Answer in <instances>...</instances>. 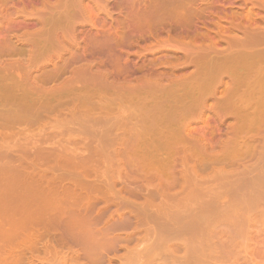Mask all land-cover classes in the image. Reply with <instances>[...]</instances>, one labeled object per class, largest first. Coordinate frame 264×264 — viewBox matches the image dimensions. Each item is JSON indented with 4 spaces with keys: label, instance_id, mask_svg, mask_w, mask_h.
Masks as SVG:
<instances>
[{
    "label": "rangeland",
    "instance_id": "1",
    "mask_svg": "<svg viewBox=\"0 0 264 264\" xmlns=\"http://www.w3.org/2000/svg\"><path fill=\"white\" fill-rule=\"evenodd\" d=\"M194 1L195 2L197 1V3H195ZM194 1L193 0H185V1L183 0V2H182V0H178V1L171 0L172 4L176 3L175 5H171L170 0H0V227L2 226V228H3V225L8 227V225L11 222L13 224H15V227H17L19 224L24 223L25 220L30 219L29 217L33 218L31 221V225L36 226L37 224H39L36 227L32 226L33 228L29 225L30 227L28 226L24 232H22L20 230L19 234H21V236H22L21 237L22 242L19 239V241H17V242L18 243L20 242V243L17 245V247H19L21 245V246H25V248H26V246H28V248H30V245H32L31 243L33 242L35 244V245L33 244L34 246H32V247H34V251H36V249L39 247L38 248L39 253L42 254V252H43L42 250H43L44 246L47 247L45 245L46 242L44 243V245L42 242L47 241V243L49 245L51 243L54 245V247L57 245V242L59 245L60 233H61V231H60L61 220L60 219L63 220V219H65V217L68 216L67 220H69L68 219L69 215L71 216V214L73 213L74 216L76 215V217L78 216V218H79V216L80 217L83 216V220L85 217L90 219V217L87 216L89 214L92 217V219L94 220L95 218L97 219V217L96 216L94 217V215H98V213H100L102 211L103 213L102 212L101 213L103 215H102V217H100V219L102 220L104 217H107V220L105 221L106 224L103 221L104 226L107 225V227H108L109 223H107V222H110V221L116 222L118 220L117 223L114 222V224H118V222H120L119 223L120 226L118 225L119 227H117L115 225L119 230L117 229L118 231H116V229H115L116 232L115 233L111 232V234L114 236L119 234L121 236V235H123V233L125 234L127 231H129V233H132L135 236V237H133L134 240L131 239L132 244H131V241H129L130 239H127L128 241L126 240L127 242H125L126 244L128 243V245H131L130 246L131 249H129L128 253L135 251V250L132 251L133 246H134L133 249L137 248L136 250H138L135 252L139 253L140 251L144 250L145 246L147 247L148 245H150L151 241L155 240V238L157 239V237L159 235L158 234L159 228L156 225L160 226L159 221H160L161 217H164L163 220H166L165 219L166 216H164L163 214H165V213L168 214V212H167L168 208L166 206V208H167V210H166L164 204H166L168 206H170V204L174 205L175 203L181 201V200H179V196H181L180 198L183 200L184 199V197L182 198L183 194L186 197L188 195V193L186 194V192H188V191H189V193L190 192L193 193V192H196L197 190L199 191V189L201 190V188H203L205 186L204 187L205 189L204 188L202 189V191L204 192V190L205 191L207 190L208 185H210L208 188V191H209V189L211 191L209 193L207 191L206 192V193H208L207 195H204V194H206L204 192L203 195L206 196V199L212 198L211 200L214 199V200H216V202H218L217 201L218 199H216L215 196H217L218 198H223V199H219L222 201L225 198L223 203H221L222 201L221 202L219 201L223 205H224V203L228 202L229 200L230 201L232 200L231 196L233 198V195L237 194V193H234L235 190H239L240 189L239 187H242V189H243L246 186V184L248 185V188L250 190H252V192H259V194L260 193L264 194V191L262 190V188L264 189V186H261V187L259 186V185H261V183L264 182V107L259 109V111L257 113L258 116L254 117V120H252V122H250V123L249 122L247 123L245 121L246 115L248 114L249 111H245L247 109L243 108V110L245 112L244 113L242 111V107H240V105L238 108H236L237 107L236 105H238L237 102H234L236 105L233 104V106H231L230 108H228L229 107L228 106L227 107L228 109H226L225 107L227 105H225V107H224L225 102L220 103L219 101L220 100L222 101L221 98H223V97H225V99H226L227 96L223 95V97H220V95H222V94L228 95L229 93H230V95H234V93L238 92V90L236 92H234L235 91L234 90L233 94H231L232 91L229 93L227 92L228 85L226 83L230 81V79H231L230 75L232 73H230V74L228 73V75H229V77H228L227 73L225 74L224 70L229 69L228 70V72H229V71H231L230 69L233 68L234 71L236 72V74H235L236 76L234 75V77H236V79H237L239 76L242 78L244 75V77H245V73H246L247 69L243 63L242 64L240 63L243 59L239 55H238V59H237V56H235V57L233 56L232 59H231V57L228 59L226 58L225 59L226 62L221 60L220 66L217 64L218 63L217 58H221L223 55V52H225V53H227L228 51L230 52V50L232 51V49H233L232 47L235 46L234 47V49H235L237 46H240L241 43L243 44V42H245V44L249 43L250 46L252 44L257 45L255 47L252 45V47H251L252 48L251 50L253 51L252 52L253 55H251V56L253 57L255 64L261 60H264V51H263L264 50L263 49L264 40L263 39H261L262 41L257 40V42L253 43L254 38H252V37H254V35L251 34L252 37L250 35H246L244 37V35L243 36L241 35L242 34V32H240L241 30H238V28H237V30H236V28L232 29V27H231V25L233 23H236V21L232 22V20H231L232 17L236 18L237 16H244L245 19L243 20V17H242V20H241V22L244 23V21L247 20L246 14L247 15H249L251 13L254 14V12H256V13L258 12L257 14H261L259 17L257 14H256L257 16H255L256 21L259 20V24H261L262 23L261 17L264 15V11H263L264 7L262 6L263 4H261L262 0H260L259 2H258V0L257 1L254 0L255 2L253 0H228V1L217 0L220 3H222L221 1H223V5L222 4L219 5L220 3L218 2L219 3L218 4L216 2V0H213V2L215 1L214 3L211 2L212 0H210V3H212L211 5L214 4L213 6L215 8L217 7L216 10L213 6L208 9V6L209 7L211 6L210 4L208 5V3H207V2H209V0H207V1L205 0V2H203L204 0H194ZM201 2L205 5V7H203L204 5ZM224 2H225V4H224ZM253 3H256L258 7L256 6V4H253ZM179 4L180 5L182 4V5L180 6ZM183 4H185V6ZM188 4H189V6H188ZM177 5L180 6L179 9L177 8L178 7ZM165 6H166V8H165ZM187 6H188V8H187ZM194 6L198 7L197 11H198L199 7H201V9L204 8L203 11H205L207 9L208 10L211 9L210 10L211 12L205 11L206 12L205 13V12L201 11V9H199V11H200V12L198 11L199 14L201 12H203L201 14V15H203V18H204L203 19L202 16L199 15L198 12H196V9H195L196 7H194ZM175 7L177 8V10L173 9ZM192 7H193V10H191V13L186 16L185 15V14H187L186 12L189 13L190 9ZM206 7H207V9H206ZM222 7H224V8H222ZM164 8L168 9V10H165ZM180 9H181V11H180ZM170 10L171 11L173 10L172 11L173 13ZM212 10H213L214 14H213ZM164 11L167 13L170 12V14L168 13V15H167V17H170V18H165L166 13ZM174 11L175 12L178 11L176 15H174L175 14ZM223 11L224 12L227 11L226 12L227 14H229V12L232 11L231 13L233 14V16H232V14H230L229 19H228V16L225 19L223 16H225L226 14L223 13L224 15H222ZM195 12H196V15L195 14L191 15L192 13H195ZM208 12H209V14H208ZM234 12L237 13V16H236V13H234ZM178 13L179 14L181 13L180 16L184 14L183 15L184 17L182 16L184 19L180 18ZM241 13H242V15H241ZM172 14L174 16L173 18H172ZM243 14H245V15H243ZM252 14L249 15L247 18L252 19L253 18ZM169 15H171V16H169ZM163 16H164V18H163ZM175 16L177 17V19ZM206 16H207V18H206ZM237 18H239V17H237ZM181 20H183V21H181ZM37 21H38V23H37ZM31 22H33V23H31ZM227 23H229V24H227ZM186 26L187 27L189 26L188 27L189 29L185 28ZM226 26L227 27L230 26V27L225 29ZM155 28H157V29H155ZM180 29H184V30H180ZM106 31L108 33V34H106L108 36V38L105 37L106 35L103 36L104 33H106ZM180 31H182L183 33ZM206 31H207V33H204ZM216 31L217 32L220 31L219 32L220 34L216 35V34H218V33H216ZM228 31H229V33H226ZM234 32L237 35H241L242 37L241 36H239V37L242 38V40L244 38L246 39V37L248 39H246L244 41L241 40L242 41L241 42L240 39L238 38L239 42H241V43H239L236 40L238 36L237 37L232 36L231 38L229 37V34L230 33L235 34ZM87 34H88V36H87ZM89 34L91 37L92 36L93 37L91 38L89 36ZM97 35L99 38L97 37ZM207 35L209 36V38H206ZM220 35H222V37ZM110 36H111V38H112V36H115V38L114 37L112 38L114 43H113L112 39H109ZM218 36H220L222 38V40L220 39V37L218 38ZM88 37H90V39H89L90 42L88 40ZM166 37H168V38H166ZM169 37H171V38L169 39ZM204 37H205V39H204ZM93 38H95V39H93ZM196 38H200V39H196ZM210 38H212V39H210ZM234 38H235V40H234ZM96 39H98V40H96ZM103 39H105L104 41H106V42H101V41H103ZM213 39H215V40H213ZM99 40H101L100 42L103 44H101L99 42ZM211 40H213V41H211ZM87 41H88L89 45H88ZM118 41H120V43H117ZM121 41H122L123 46L121 44ZM163 41H165V42L163 43ZM196 41H199V42L196 43ZM215 41L216 42L219 41V42L216 43ZM230 41H232V42H230ZM236 41H237V43H236ZM95 42L97 43L98 47H96ZM107 42H110V43L107 44ZM105 43H106V45H104ZM212 43H214V44H212ZM160 44H162V46ZM166 44H168V45H166ZM211 44L214 46H212ZM99 45L100 46L103 45V47L102 46L100 47ZM115 45H117V46H115ZM197 45L199 48L197 47ZM85 46H86V48H85ZM91 46H93L92 50H90L92 48ZM94 46H95V48H94ZM111 46H113V47H111ZM201 46L205 52L203 50H201ZM207 46H208V48H206ZM209 46H212V47H209ZM221 46H223V47H221ZM122 47L124 50L122 49ZM154 47L156 49H154ZM193 47H195V48H193ZM196 48H198V49H196ZM204 48H206L207 50H205ZM211 48H214V49H211ZM215 48H217V50ZM241 48L242 47H240V49ZM253 48H254V50H253ZM255 48H258V49H255ZM104 49H106V50H104ZM107 49H109V51H107ZM151 49H153V51ZM237 49H239V48H237ZM259 49H261V50H259ZM125 50H126V52H125ZM134 50H135V52H134ZM183 50H184V52H183ZM82 51H84V52H82ZM94 51H96V52H94ZM110 51H112V52H110ZM127 51H129L128 54H126ZM199 51L200 52L202 51L201 53L203 55H201V53ZM105 52H110V53L106 54ZM206 52H208V53L206 54ZM221 52H222V54H221ZM120 53H121V56L119 57ZM135 53H136V55H135ZM104 54H106V56H104ZM215 54H216V56L214 57ZM218 54L221 55V57H219ZM114 55H115V57H114ZM206 55L208 56V58ZM211 55H213V57H211ZM217 55H218V57H217ZM116 56H118V58H116ZM241 56H243V55L241 54ZM93 57H96V58H93ZM178 57H180V58H178ZM201 57H202V60L205 59V60H203L204 62L201 61ZM210 57H211V59H210L211 63L208 60ZM114 58H115V60H114ZM134 58H135V60H134ZM214 58H216L215 62L213 61L215 64L212 62V59H214ZM239 58H241L242 60H240ZM249 58H251V57H249ZM249 58L247 59L248 61H250V60L253 61V59H249ZM117 59H120V60L118 61ZM195 59H196V61H195ZM228 60H230V61H228ZM189 61H190V64H189ZM150 62H152V63H150ZM171 62L172 63L174 62V63L172 64ZM195 62H197V63H195ZM198 62H201V63H198ZM205 62L208 64L207 67H206L207 64ZM237 62L240 64V66ZM193 63L196 64L197 66L193 65ZM203 63H204V65H203ZM221 63L222 64L224 63V65H223L224 67L222 66ZM225 63H227V64H225ZM133 64H137V65L133 66ZM211 64H213L214 66L216 65L218 67L213 68V67H211ZM122 65L126 66L125 69H124V67H122ZM192 65H193V68H192ZM241 65L245 68H243ZM136 66H137V69L134 68ZM128 67H129V69L126 70V68H128ZM143 67H144V70H143ZM263 67H264V65H263ZM205 68H206V70H205ZM240 68H242L243 70ZM122 69L126 70L128 73L126 71H125L126 73H123L124 71ZM191 69H193L192 72H191ZM137 70L139 71V73ZM209 70H211V72L213 70L214 71L211 73ZM239 70H241L242 72ZM187 71L188 72L190 71V73H188ZM218 71H219V73H217ZM220 71L222 73L224 72V74H222ZM243 71H244V73H243ZM262 71H264V69H262ZM144 72H147V73H144ZM129 73H131V74H129ZM185 73H186V75H185ZM237 73H238V77H237ZM240 73H242V74H240ZM133 74H135V75H133ZM204 74H207L208 78L206 77V75L204 76ZM213 74H215L217 76L219 75L218 76L219 78L216 76V78H218V79H216V78L214 79ZM209 75H211V77H213V79L211 77L209 78ZM137 76H138V78H137ZM156 77H157V79H156ZM192 77H194L193 80H192ZM240 77L238 78V81H236V82H238V84L235 83L238 85L237 88L235 87L236 89H239L238 87H240V88L244 87L243 86V83H244L243 78L244 77L242 79H240ZM124 78H125V80H124ZM182 78H184V79H182ZM205 78L207 79L206 83L208 82L207 83L208 86L203 87L202 84L205 82V80H206ZM220 78H222V79H220ZM228 78H230V79H228ZM227 79L229 81H227ZM25 80L28 82H25ZM155 80H157V81L154 82ZM195 80H196V82H195ZM199 80H201L203 83L200 82ZM239 80L242 81V84L239 83ZM30 81H31V84L32 83L34 84V86L32 84V87H28L27 84ZM140 81H142V82L139 83ZM221 81H223V83L226 82V83H224L225 85H223V83ZM123 82H124V84H123ZM189 82H190V84H189ZM199 82L202 84H201V87L198 88L197 86L200 85ZM212 82H214V83H212ZM25 83H26V85H25ZM136 83H138V84H136ZM181 83H183V84H181ZM133 84H135V85L132 86ZM144 84H146L148 87H145L146 85H144ZM188 84L191 86H189ZM194 84H196V85H194ZM158 85H159V87H158ZM184 85H186L188 87H186V86L184 87ZM203 85H206V84H203ZM221 85L224 88V90L222 89V94L220 93L221 92L220 90L222 87ZM38 86H39V88H38ZM152 86H155V88H153ZM138 87L142 90H140ZM189 87H191V88H189ZM207 87L208 88L210 87L211 90L208 89ZM180 88H182V89H180ZM205 88H207V89H205ZM183 89H184V92H182ZM241 89H243V88H241ZM203 90H204V92H203ZM208 90H209V92H208ZM217 90H219V91H217ZM193 91L194 92L196 91L195 94ZM198 91L200 93H198ZM206 91H207V93H206ZM242 91L243 90H241V91L239 90L238 93L240 94V92H242ZM139 92H140V94H138ZM214 92H215V94H214ZM216 92L217 93L219 92L220 94L219 93L217 94ZM223 92H226V93H223ZM178 93H180V94H178ZM238 93H236V95H238ZM181 94H182V96H181ZM203 94H205L206 96ZM213 94L216 96L219 95V97L213 96ZM153 95L155 96V98ZM195 95H197V96H195ZM236 95H234L235 96V98L233 97L234 99L232 98L233 100L236 99ZM135 96H136V98H134ZM201 96H203L202 99L206 98V100H208V102L205 100V104H203L204 103V99H203L202 104L204 106L206 105V102H207V105H209V103L211 104L212 100H213V102H212L213 106L211 105V107H210V106L206 105V108H207L206 109L201 104H198V101H199L198 97L200 98ZM212 97L214 99L219 98L220 100L217 99V100H219L218 102L220 104H222V103L223 104L220 105L218 102L215 101L216 99L214 100ZM141 98L143 100L145 98V100L142 101ZM165 98H166V100H164ZM118 99H120V100H118ZM122 99H124L125 101H123ZM225 99L223 98V100H225ZM114 100L117 101L118 103L115 102ZM112 101H113V104H112ZM190 101H191V103H190ZM114 102L117 103L116 104L117 108L120 107L117 110H116V107L114 106L115 105ZM141 102L144 103V106H145L143 108L144 110L146 109L147 111H150L151 109L152 110L155 109V111H157L156 109L158 108V110L160 109L162 111H166V114H168V116H166V114L164 112H162V113L159 112V113L160 114L164 113L165 117L171 118L170 120L172 123L171 124L168 123L170 126H167V127H169L170 132L171 131L177 132L178 129H181V131H182V128L183 129L186 128L187 130L184 129V130H186L185 133L188 132L190 134L187 135L188 134L187 133L184 135H187V138L189 140L191 138L194 139V141H196V142L198 140L197 143L196 142L193 143V140H192V143L194 145H191V143H190V146H191L190 147L188 144L190 141L187 142L188 139L186 138L187 140L184 139V140H186V141H184L185 143L182 142L185 144V147H184L183 144H182L183 146H181V139L185 137L183 134H182L183 137L182 136H181V138L178 137V138H180L178 140L177 139H171V141L173 143L175 140V143H176L175 148L176 149L172 146V148H174L175 151L176 150L179 151L180 148L182 147V149L179 151L180 153L175 154V156L178 154H181V155H178V158L180 156H181L180 157L181 159L184 156L186 157V155H187L186 153H190L188 148L192 149V150L190 149L192 151L191 156H189L190 154H188L187 157H189V158L186 157L187 160L185 159V157H184V159H182V160H184L183 162L188 161V163L185 162L188 166V169L184 168V165L186 166L185 163L182 166V160L180 161V159L175 161L176 162L175 166L177 168H175L174 165H172V167H171V165H168L169 163H171V164H172V162L174 163V160L177 159V156L176 157L174 156V158H176V159H174L172 156V158L174 159L173 161H172V158L171 159L169 158L171 155H173L174 153L177 152L176 151L173 153L172 151H174V150L170 149L171 147L168 146L169 147L168 149H170L169 152L167 149H164V148H162V150H160L163 145L161 146V144L159 143V145L157 146L158 153H157V149L155 151H153L152 149L147 147L148 145L150 147L153 146V143L151 140L153 135L151 133L154 131H152L151 133L149 132L150 134L147 133V136L146 135L138 136V134L137 135L135 134L137 136V137H135L134 133H137L139 128L143 129V127H144L143 125H145L144 123L139 122V119L136 123H139L137 125H140V126L134 125L136 123L133 124V121H134L133 118H132L133 121L131 123L135 126V128L137 127V131L133 130L134 127H132V129L131 128L130 129L133 130V132L129 129L131 131V134H129L130 133L129 130L126 132L127 136L124 133L128 140H130L129 137L131 138V140L129 142L125 136L121 135V133H120L121 130L119 129V128H121V127H119L120 124L119 123H118L119 125L115 124L119 118L118 119L116 118L117 120L114 121V119L116 117L115 113L117 114L116 111H119L122 107L121 111H119V112L120 113L122 112V114L124 112V114H126V113H128L127 110H129V108L132 105L135 104L134 106L137 107V105ZM153 102L156 105L153 104ZM214 102L216 103V105H214L215 104ZM119 103L122 105L118 106ZM196 103L198 104V106L196 105ZM123 104H124V110H123ZM147 104H149V105H147ZM151 104H153V106ZM139 105L142 106L143 104H139ZM146 105L149 109L146 108ZM134 106H132L130 108V110H133ZM141 106L140 107L138 106L137 108H141ZM156 106H157V108H155ZM172 106H174V107H172ZM182 106H184L185 108ZM217 106H219V107H217ZM110 107H111V109L109 110L108 108H110ZM208 107H209V109H208ZM166 108L169 110H166ZM174 108H176V109H174ZM178 108H180L181 110H179ZM201 109L202 110L206 109V111L203 110V112H205V113L201 112L202 111ZM214 109H216V110L214 111ZM223 109H224V111H223ZM111 110H114V111L116 110V111H115V113H113L114 111L111 112ZM130 110H129V112H130ZM134 110L137 111L140 109H134ZM210 110H212V111H210ZM229 110H230V112H229ZM234 110H239V111L236 114V111H234ZM169 111L171 114L169 113ZM233 111H234V114H233ZM250 111H251V113L253 112V110H250ZM137 112H136V114H137ZM214 112L217 115H214L215 114ZM222 112H224L223 113L224 116L226 115L225 112L226 113L228 112L227 116L224 117L222 115ZM132 113L134 114V112H132ZM157 113H158V111H157ZM190 113H192V114H190ZM238 113H241V115H239L241 117L238 116ZM124 114L122 116H124ZM180 114H183V116ZM184 114L187 116H185ZM195 114H196V116H195ZM200 114H204L205 116L200 115ZM207 114L208 115L211 114V118H209L210 116L208 117ZM233 115L238 116L237 120H236V118L233 119V117H234ZM122 116L120 115V117L122 118V120H121V118L119 119L120 123L125 119ZM156 116H157V114H156ZM160 116L162 117L163 115H159V121L163 125L160 122H157L158 121L157 120L156 121L157 123L154 125L155 127H157L156 129H159L160 124L162 126L167 124L168 119H169V118L168 119L166 118L167 120L166 119L163 120L165 117L163 119H160ZM180 116H182V117H180ZM216 116H219V117L216 118ZM184 117H185V121H186V119H189V121H186V124H188V125H185V126H184L185 121L183 120ZM196 117L197 118L200 117V119L198 118L199 120H197ZM173 118L174 119L176 118V120L179 119L180 122L182 120L183 121L181 123H179V121L175 122V120ZM181 118H183V119L181 120ZM201 118H203V119H201ZM205 118L207 121L205 120ZM225 118L227 120H225ZM136 119H137V117H136ZM193 119L195 122L193 121ZM221 119L225 120L224 123L228 122L229 124H224L222 122L223 120L221 121ZM232 119L235 120V122L232 123ZM111 120H113L114 122L112 123ZM161 120H163V121H161ZM200 120H202V121H200ZM145 121H147V120H145ZM214 121H216V122H214ZM230 121H231V124H230ZM173 122L176 123V126H177V123L181 124V125L178 124L179 127H181V128H178V126H177L178 129H173V128H176L175 123L173 125ZM183 122H184V124H183L184 127L182 126ZM189 122H191V123L189 124ZM140 123L143 125H141ZM147 123H149V122H146V124ZM219 123H221V124H219ZM129 124L130 123H128V125ZM217 124H219V127ZM222 124H223V126H222ZM172 125H173V127H172ZM214 125H215V127H214ZM216 125H217V128H220L221 126L222 127L227 126V128H228V125H231V126L233 125L235 127V128H233L235 133L232 132V134H231V130H230L231 126H229L230 128L226 129V130H225V128L221 127V129H223V130L219 129L220 132L219 131H217V132H219L220 134L222 132L223 136L225 135L224 138L222 136V138H223L222 139L223 141H222L221 136L219 138L218 137L219 134H217L215 132L216 131V129H215ZM162 126H161V128H163ZM187 126H189V128H187ZM141 129H139V130H141ZM213 129H215V130H213ZM193 130L194 131L196 130V131L193 132ZM199 130H202L203 132L206 131V132H205V134H203V132L201 131L202 134H200ZM227 130L230 131V134L227 133L228 132ZM134 131H136V132H134ZM196 132H198L201 136L199 134L197 136ZM224 132H226V133H224ZM194 133H195V135H194ZM120 135H121V137H119ZM149 135L150 136L152 135V137H150ZM205 135L208 136L207 137L208 139L211 138V137H209L211 135L212 140L216 141V142L214 141L213 143H216V144L212 143L213 144V146H212L210 143L212 141L211 139H209L210 144H208L207 143L208 139L203 137ZM230 135L232 138L230 137V139H229L228 137ZM190 136H192V137L190 138ZM199 136L202 137L203 139L200 138ZM250 136H251V138H250ZM133 137H135V139L132 140ZM143 137H145L146 139H144L142 141L140 138H143ZM147 137H150V138H148V140H151V142L147 140ZM174 137H175V135H174ZM216 137H218L219 139H217ZM175 138H177V137H175ZM138 139H140V140H138ZM242 139L244 140V142L241 141ZM252 139H253V141L250 142V140H252ZM140 141H141V143H143V145L141 144L142 146L139 145ZM144 141H146V142H144ZM199 141H200V143H202L201 145H200ZM136 142H137V144H136ZM148 142H149V144H145ZM168 142H170V140H168ZM172 142H170V143H172ZM203 142L206 146L203 144ZM130 143H131V145H130ZM150 143H152V144L150 145ZM170 143H169V145H170ZM186 143H187L188 147H186L187 146ZM248 143H249V145H248ZM197 144L200 145V148L201 147L202 148L200 149V148L195 147ZM250 144H252V145H250ZM128 145H130V146H128ZM138 146H140V149ZM143 146H145L149 150L145 149ZM159 146H161V147H159ZM166 146H163V147H166ZM176 146H179L178 147L179 149ZM204 146H205V148H204ZM209 146L211 149L209 148ZM183 147H184V149H183ZM143 148H144V151H143ZM185 148H187V150L189 152H187V150H185ZM194 148L196 150L199 149V152L200 151L203 152V149H204L206 151V153L208 152V154L210 151V154L216 155L219 160L217 158H214V156H210V154L208 155V156H210V159H209V158H207L208 156L206 155L205 151L203 152L204 154L202 155L201 152L200 153L198 151L196 152ZM246 148L247 149L249 148L248 149L249 151L247 150L248 152L245 151ZM145 150H147V151L145 152ZM166 150H167V152H166ZM182 150L184 151V154H182L183 153ZM207 150H209V151H207ZM211 150L213 153L211 152ZM162 151H164L165 153ZM193 152H194V154H193ZM142 153H144V154H142ZM159 153L162 154V155L160 154L162 158L165 154L164 157H166V158L161 159V157L159 156ZM166 153H168V154H166ZM247 153H248V155H247ZM154 154H155L154 157H150ZM169 154H170V156L167 157ZM144 155H146L147 158ZM182 155H184V156H182ZM194 155L199 156V157H196ZM246 156H247V159H246ZM155 157L158 158V159L156 158L157 160L161 159V160H159V162L161 161L160 164L158 163V161L155 160ZM191 157H192V159L194 157V159L193 160L190 159ZM200 157H202V158H200ZM151 158H153L155 161L153 159H152L153 160L152 161ZM211 158L214 160L212 161ZM242 158L246 159L248 162L245 160L244 161L241 160ZM166 159L169 160L168 163H167ZM188 159H190L193 163L190 162ZM202 159H205V160H202ZM208 159L211 161H208ZM139 160H141V161L143 160V161L141 162ZM144 160H145V162H144ZM170 160L172 162H170ZM133 161H135V162H133ZM162 161L163 162L166 161L167 164L163 165ZM197 161H199V162H197ZM236 161L239 162V164ZM146 162H147V164H146ZM148 162H150V163H148ZM154 162L156 163V165ZM178 162L181 164L177 165ZM136 163H139V164L136 165ZM231 163H232V165H231ZM252 163H254V164L252 165ZM148 164H151L152 166L150 165L151 166L150 167ZM234 164H235V166H233ZM247 164H248V166H247ZM138 165L140 167H138ZM143 165H146V166L143 167ZM153 165H155V168H153ZM189 165H193L192 168ZM243 165H245L246 167ZM249 165H252V166H249ZM135 166H137L138 168ZM159 166H161V167L164 166V168H165V166H167V168H165V169L169 173H170V170H168V166L170 169L173 168V166H174V169H177V173L175 172L177 177H178V178H176V181L178 180L179 184H180V180H179V177H180V179L182 181L184 180V182L186 184L184 189H183V187L181 188V191H180L181 185H179L178 182L176 184L179 185V188H178V186L174 185L177 188V190L173 191L175 193L171 194L174 197V198L172 197V199H171V195L169 196L170 199L169 198H166L167 200L164 199V197H167V195L170 194L169 191L164 190L165 188H168L165 185L166 184L168 185V181L170 179H169V177H166V175H168L169 173H164V174H162V172L160 173L161 170L159 171V169L163 170V167L160 168ZM178 166H179V168H178ZM240 166H243L244 168L242 169V167H241V169H240ZM158 167H159V169H158ZM216 167L221 169V172L218 168L216 171ZM235 167H237L238 169H236ZM247 167H249V168H247ZM31 168H32V170H31ZM33 168L35 169L34 171H36V172L38 171V172H41L43 174L38 173V172H37L38 175L34 174L35 172H33ZM181 168H182V170H181ZM189 168H190V171H189ZM193 168L195 170H193ZM232 168H233V170H235V169L236 170L233 171ZM140 169H141V171H140ZM144 169H146V170H144ZM154 169L156 171H153ZM174 169H173V172H174ZM179 169H180V171H185L183 169H186L188 171L187 174L184 175L185 177L182 175L183 172H178ZM191 169L193 170V172L191 171ZM239 169H240V171L241 170L244 171V173L242 171L240 173ZM29 170L31 172H29ZM212 170L214 172H212ZM229 170H230V175H232V176L229 175ZM237 170H238V172H236ZM247 170H249V171L246 172ZM146 171L148 172V174H146ZM222 171H223V173H222ZM224 171H225V174H224ZM135 172H137V175H139V176H137ZM139 172H141L143 175H141V173H139ZM143 172H145V173H143ZM149 172L152 174H153V172L154 173L157 172L159 174H162V176L166 174L165 177L168 180H166V178H164V176L163 177L161 176L162 178L159 177L160 175H158L157 173L156 174L158 176L156 177V174H155V178H154L153 177L154 175L153 176H152V174L150 175ZM163 172H165V171L163 170ZM173 172H171L172 176H170V177H176V175L173 176L174 175ZM231 172H235L236 174L237 173H239V174L236 175L235 173H231ZM261 172H263V174ZM178 173H179V176H178ZM180 173H182V174H180ZM185 173H186V171H185ZM188 173H190V174L188 175ZM195 173H196V175H195ZM211 173L212 174L214 173L215 175H212ZM245 173H246V175H245ZM133 174H134V176H136V179L133 176ZM201 174H202V176H201ZM43 175H45V176H43ZM58 175H61V176L59 177ZM127 175H128V177H127ZM149 175L153 177V178H151V179H153V181L150 179ZM186 175L188 177L189 176L193 177V179H191V177H190V179H191L190 181L192 183H190V181H187L185 179ZM198 175H200V176H198ZM205 175H208V176H205ZM211 175H212V177H211ZM222 175H224L225 178L227 176L228 179L221 178ZM233 175L235 177H233ZM259 175H260V177H259ZM53 176H56V177H53ZM143 176H144V178H143ZM261 176H262V178H261ZM125 177H126V179H125ZM147 177H149V178L147 179ZM158 177L161 178L163 180V182H165V180L167 182L166 183H163V182L159 183ZM181 177H184V178L182 179ZM194 177L195 178L197 177L200 179H195ZM237 177H240V178H237ZM253 177H255L258 182L256 180L254 182ZM258 177L260 178V180L262 179L261 180L262 182L261 181L259 182ZM38 178H40V179H38ZM52 178H54V179H52ZM141 178H143V180L144 179H147V180H145L143 182ZM204 178H205V181H204ZM50 179L52 180V182H50L51 181ZM121 179L125 182H122ZM231 179L233 181L234 180L237 181V179L240 180V181L239 180L237 181L238 185L236 186L234 191L231 189L232 187L229 188V186H231V185H228L231 182ZM249 179H253V181L249 180ZM45 180H46V183H45ZM120 180H121V182H120ZM148 180L151 182L149 183ZM154 180H158V181H156L154 183ZM171 180H173V179H171ZM174 180H175V178H174ZM194 180L200 181V182L198 181L199 186H198V182L197 181L194 182ZM226 180L229 181V183H227L228 186L227 185L225 186L223 184V182H225ZM245 180H247L248 182H246ZM48 181H49V183H48ZM72 181L75 184L71 183ZM126 181L128 183H126ZM182 181H181V184H182ZM241 181H242V184L239 183ZM249 181L254 182V183H252L251 187H249V185H251V183H249ZM34 182H36V183H34ZM119 182H120V184H119ZM193 182H194V185H193ZM203 182H206V183L203 184ZM244 182L246 184H244L245 186L243 187ZM256 182L259 183V185L256 184ZM41 183H43V185H40ZM109 183L111 185H109ZM135 183H137V184H135ZM138 183H140V184H138ZM143 183H145V184H143ZM146 183H148L150 186H151V183L152 184L154 183V184H156V187L154 184L152 185V186H154L153 188H152V186L150 187L147 184L149 187L148 188ZM201 183L203 184V186ZM46 184H49L50 186H48ZM173 184H175L174 181L171 182V186ZM189 184L190 185L192 184V185L189 186ZM221 184H223L222 186L224 188L221 186ZM54 185H56V186H54ZM138 185L139 186L143 185V186L138 188ZM159 185H160V187H158ZM195 185H196V189L194 188ZM206 185H207V188H206ZM219 185H220V187H219ZM41 186H42L43 190L38 189V187L41 188ZM53 186H54V188H52ZM57 186H58V188H57ZM161 186H163L162 189L165 187L163 189V191L164 192L167 191L169 194H164V192H161V194L163 193L165 196L163 194L162 195L159 194V196L155 197V195H157L158 192L160 193V191L162 190V189L160 191L158 190L156 193L155 188L160 189ZM171 186L169 185L170 191L172 190ZM174 186H173V188H174ZM182 186H184V184H182ZM192 186H193L192 189H194V191L191 190ZM254 186L255 187L258 186L261 189L258 190L259 188H255ZM143 187L146 189H144ZM199 187H201V188H199ZM212 187H214L213 188L214 192H213ZM45 188H46V190H45ZM147 188H148V190H147ZM188 188L190 190H188ZM142 189H143V191H142ZM178 189H179V191H178ZM230 189H231V191H230ZM255 189H256V191H255ZM118 190H120V191H118ZM125 190L126 191L130 190V191L126 192ZM144 190H146V191H144ZM151 190L153 191L152 195L150 194ZM173 190H175V188ZM184 190H187V191H184ZM46 191H47V193H45ZM182 191H184V193ZM240 191H241V189H240ZM139 192L143 193L146 196V198L143 194L141 195ZM145 192H147V193L149 192V193L147 194ZM40 193H42V194H40ZM50 193H51V195H50ZM125 193L126 194L128 193V194L126 195ZM131 193L134 196H136L137 194L138 195L136 197H134ZM154 193H156V194H154ZM176 193H177V195H176ZM217 193H219V195ZM54 194H56V195H54ZM117 194H119V195H117ZM208 195L209 196L211 195V196L208 197ZM55 197L57 198V200ZM119 197H121V198H119ZM142 197H144V198H142ZM148 197H149V199H147ZM150 197H152V199ZM154 197L155 198L160 197V198H157V201H156L154 199ZM162 197H163V199H162ZM175 197H177V199L179 201ZM236 197H238V196H236ZM175 199L177 201H174L175 202L174 204L170 203L171 201L173 202V200H175ZM45 200H47L48 202H46ZM49 200H52V201H49ZM152 200L155 203L158 202L159 204L153 203ZM159 200H162V201L159 202ZM168 200H170V201H168ZM53 201H55V202H53ZM86 201H87V203H86ZM51 202H53L54 204H51ZM146 202H148V203H146ZM262 202L264 203V201H262ZM68 203H69V205H68ZM195 203L197 204V201ZM220 203H217V204L219 205ZM84 204H85V207H84ZM146 204H148V205H146ZM194 204H193V206H194ZM215 204H213V206ZM35 205L37 207H38V205L40 206V208L36 209L35 211H37V212H38V210L40 211L41 206H42V210L43 209L44 210H43V212H42V210L40 212H38V213H40V215L36 213L35 217H34V212H32V211H34V208H36ZM53 205L54 206L56 205V206L54 207ZM158 205L162 209H159V207H157ZM162 205H163V207H161ZM226 205H228V203ZM43 206L45 208H43ZM137 206H138V209L135 208ZM196 206H198V204ZM262 206H264V204L261 203V207H260V203H259V207L258 208L255 207L254 208L255 210L254 209L252 210V213H254L255 216H256V214L254 211L257 210L256 213L260 212L258 214L260 221H258L259 218L255 219V218H257V216H256V217H254V219L252 221L253 223L251 222V226H250V224L247 226L248 228H249V226L251 227L250 229H248V228L247 229L250 231V233H251L250 235L252 236V237H250V235H249L248 243L250 242L249 244L252 247H255V244L257 243L256 248L253 249L254 250L253 254H251L250 251L247 252L248 249L251 250L250 248L246 249L245 252H246V254L248 253L247 254L248 256L245 254V252H244V254L240 253L239 256H241V257L238 259L239 264H241L244 261L245 255H246L245 257H247L248 260L245 259L246 261H244L242 264H245V262H246V264H250V263H248V261L251 263L253 262V264H255L256 261L258 263V262H260L261 258L262 259L264 258L261 256V254H262L261 252H264L263 251L264 245L261 246V244H264V240H263L264 239V234H263L264 233V231H263L264 230V219H263L264 218V211L258 210V209H264V207H262ZM222 207H224V206H221V208ZM76 208L79 210L81 209L82 212H81V210L79 211ZM87 208L90 212L87 211ZM139 208L141 211H143L145 209L146 211L148 210V212H149L150 208L152 211L154 208H155L154 210H156L158 208L160 211L157 209L156 211L151 212L154 215L149 213V215L151 214V216H152L150 218L148 215V212H145V210H144L142 213L139 210ZM141 208H144V209L142 210ZM191 208H193V207H191ZM214 208L216 211L218 210V208H219V210L221 209L219 206L216 209V205ZM210 209H211V207H210ZM30 210H32V211H30ZM138 210L141 213L138 212ZM161 210H163V212L165 211V213H163ZM45 211L47 213L43 214ZM74 211H75V213H74ZM86 211L89 213H86ZM129 211L131 213H129ZM212 211H214L213 208H212ZM261 211L263 212V217H261V215H262ZM30 212L33 214H31ZM54 212H55V214L53 215ZM133 212H136V213L133 214ZM137 212H138V214H137ZM158 212H159V214L157 215ZM60 213H61V215H60ZM82 214H84V215H82ZM139 214H140V217L145 216L146 214L149 217V219H148V217L146 216L147 220L145 217L142 218V219H144V221L146 220V222L143 221V223H144L143 227L146 229L147 232H144L145 230L142 228V225H138V227L135 226L136 229H133L134 223L137 220H140L139 217L136 218V216H138ZM141 214H143V215H141ZM32 215H33V217H32ZM53 216L56 218L55 221L53 219ZM59 217H61V218H59ZM134 217L136 218V220ZM40 218L41 219L43 218V220L41 221ZM72 218L75 220V217H72ZM72 218H70V219H72ZM87 218H85V219H87ZM98 218H99V216H98ZM118 218H120V219H118ZM157 218H159V220ZM35 219H37V221H38V219H40L37 224L34 223V222H37ZM89 219H87V221ZM262 219H263V221H261ZM76 220H79V219L76 218ZM81 220H82V218H81ZM104 220H105V218H104ZM141 220H140V222L142 224ZM121 221H122V223H121ZM123 221H126L125 225L126 224L128 225V221H129V225H128L129 227H127V225H126V228H123V227H125V225L123 224L124 223ZM32 222H33V224H32ZM75 222H77V221H75ZM81 222H83V221H81ZM98 222L101 225L99 227V229H101L103 227L102 226L103 224H101L102 221L101 222L98 221ZM98 222L96 220L95 223L97 224ZM140 222H138L136 224H140ZM78 223H80V222L78 221ZM84 223H87V222L84 221ZM145 223H146V225H145ZM29 224H30V221H29ZM87 224H89V223H87ZM114 224L112 223V225H114ZM122 224H123V227H122ZM221 224L225 225V223H221ZM252 224L254 225L256 230L254 228L252 229V227H253ZM12 225L10 227H12ZM47 225H50V226H47ZM112 225H110V226H112ZM165 225L166 224L164 222L163 226H165ZM255 225L258 227L256 228ZM98 226H97V229H98ZM163 226H161V227H163ZM7 227H5V228H7ZM39 227L40 228L43 227V228H41L42 230ZM90 227H91V225H90ZM120 227H122L123 229H121ZM130 227H131V229H130ZM221 227H223V225L220 226L219 228H221ZM30 228H32L34 233L30 230ZM35 228L38 231H36ZM44 228H46V229H44ZM93 228H95V227H93ZM110 228H112L111 230L114 231L113 229L115 227H110ZM227 228H229L228 230H230V227L227 226ZM86 229H88V228H86ZM132 229L134 230L135 233L133 231H131ZM39 230H41V231H39ZM44 230H45V232H47L46 235H44L45 234ZM47 230H49V233ZM220 230L221 229H219V232L222 233V235H223V236L221 235V238H223L224 236H226L224 234V231H228V230H226L225 227L223 228L224 231H222V230L220 231ZM252 230H253V232H252ZM108 231H110V230L107 229V232ZM41 232H43L44 234L43 233L40 234ZM107 232L106 233L104 232V233L107 235L109 233V232L108 233ZM36 233H38V234H36ZM116 233H118V234H116ZM252 234H254L255 236ZM39 235L40 236L44 235V236L40 237ZM108 235L106 237L102 236V239H104V238L106 239L108 237L106 240L107 241L111 240V242H112L113 241L112 237H110L111 238L110 239ZM119 235L116 237H119ZM125 235L127 236L128 234H125ZM125 235H123V237ZM131 235L130 236L128 235V237H131ZM18 236L19 235L17 234V237ZM31 236L32 237L34 236V237L32 238ZM253 236L256 239H254ZM261 236H263V237L261 238ZM42 237H45V239H48V240H45ZM15 238H16V235H15ZM15 238L11 239V243L15 240H18L17 238L16 239ZM53 238H55V239H53ZM225 238H223V240ZM33 239H35V240H33ZM56 239H57V241H56ZM58 239H59V241H58ZM114 239L117 240V238H114ZM259 239H260V241H259ZM104 240H102V241L106 243V240L105 241ZM256 240H258V241H256ZM262 240H263V242H262ZM34 241H36L37 244L38 243L39 244L37 245L36 242H34ZM48 241L49 242L52 241V242L49 243ZM103 242H102V244H104ZM253 242H256V243H253ZM113 243H115V242H113ZM122 243H124V242H122ZM10 244H9V246H10ZM13 244L16 245V241L13 242ZM13 244H11L12 245L11 247H9L7 244L6 245L9 248H13L14 247ZM58 245L56 248L60 247V245L59 246ZM174 245H175V243H174ZM40 246H43V248L41 247L42 248L41 249ZM142 246L144 248H142ZM172 246H173V244H172ZM17 247H16V249H17ZM260 248H262L261 252H258V250H260ZM14 249H15V247H14ZM38 249L36 251V254L38 253ZM139 249H141V250H139ZM24 251H27V249L26 250L24 249ZM120 252H123V250ZM156 252L161 253L163 251L157 249ZM255 252L256 253L258 252L259 256L257 255V257L258 258L260 257L259 261L256 260L257 258H254V260H252L253 256H256ZM27 253H28V251H27ZM27 253L25 252V257L27 256ZM181 253H182V251L179 254H181ZM28 255H30V254H28ZM38 255H40V254H38ZM42 255L40 257H42ZM251 255H253V256H251ZM262 255H264V253ZM40 257L38 259L35 256V259H37L36 263H38L39 261H42V262H39L38 264H41V263L45 264L47 262L46 257L45 256H44L45 258L42 257V260H40ZM249 257L251 258L250 260H249ZM53 258H52V262H50V260H48L50 262V263L48 262V264H59V261H58L59 258L58 257H57V259H53ZM241 258H242V260L240 261ZM43 259H46V260H43ZM54 260H57L58 263H56L57 261H54ZM263 261L261 260V263ZM71 262H72V260H70V262L68 264H70ZM258 264H260V263H258Z\"/></svg>",
    "mask_w": 264,
    "mask_h": 264
},
{
    "label": "bare ground",
    "instance_id": "2",
    "mask_svg": "<svg viewBox=\"0 0 264 264\" xmlns=\"http://www.w3.org/2000/svg\"><path fill=\"white\" fill-rule=\"evenodd\" d=\"M176 1H178V0H176ZM185 1V0H184ZM194 1V0H193ZM207 1V0H206ZM220 1V0H219ZM219 1H217L216 0V2L218 3ZM226 1H228V0H226ZM254 1V0H253ZM255 1H257V0H255ZM254 1V2H255ZM260 0H258V2H259ZM263 1V2H262ZM261 1V4H263L262 6L264 7V0H262ZM161 2V1H160ZM170 2H171V0H170ZM180 2V1H179ZM182 2H183V0H182ZM190 2V1H189ZM195 2V1H194ZM203 2H205V0L203 1ZM211 2H213V0L211 1ZM215 2V1H214ZM213 2V3H214ZM222 3H218L219 5H223V1H221ZM243 2V1H242ZM178 3V2H177ZM186 3V2H185ZM195 3H197V1L195 2ZM202 3V2H201ZM208 3V5L210 4H212V3H210V0H209V2H207ZM244 3V2H243ZM252 3V2H251ZM171 5H175V4H172V2L170 3ZM169 4V5H170ZM194 4V3H193ZM203 4V3H202ZM224 4H225V2H224ZM253 4H256V3H253ZM252 4V5H253ZM260 4V3H259ZM260 4V5H261ZM167 5V4H166ZM180 5V4H179ZM182 5V4H181ZM180 5V6H181ZM184 6H185V4H183ZM191 5V4H190ZM204 5V4H203ZM214 5V4H213ZM213 5H211L210 7L208 6V9L209 8H211ZM178 6V5H177ZM176 6V7H177ZM180 6H178L177 8L179 9L180 8ZM188 6H189V4H188ZM188 6H187V8H188ZM192 6V5H191ZM207 6V5H206ZM216 6V5H215ZM256 6H257V4H256ZM169 7V6H168ZM167 7V8H168ZM173 8V9H176L177 10V8ZM183 7V6H182ZM194 7H196V6H194ZM203 7H205V5L203 6ZM214 7V6H213ZM243 7V6H242ZM255 7V6H254ZM258 7V6H257ZM261 7V6H260ZM259 7V8H260ZM262 7V8H263ZM165 8H166V6H165ZM164 8V9H165ZM172 8V7H171ZM197 8L198 7H196L195 9H196V12H198L199 11V9H201V7H199V9H198V11H197ZM215 8V7H214ZM222 8H224V7H222ZM184 9V8H183ZM182 9V10H183ZM203 9L204 8H202L201 9V11H203ZM206 9H207V7H206ZM205 10V11H210V10ZM217 9V7L215 8V10ZM221 9V8H220ZM165 10H168V9H165ZM185 10V9H184ZM191 10H193V7L190 9V12L188 13V12H186L187 14H185L186 16L187 15H189L190 13H191ZM251 10V9H250ZM171 11V10H170ZM173 11V10H172ZM171 11V12H172ZM179 11V10H178ZM177 11V12H178ZM180 11H181V9H180ZM189 11V10H188ZM205 11H203V12H205ZM222 11V10H221ZM252 11V10H251ZM250 11V12H251ZM263 11H264V9H263ZM165 12V11H164ZM177 12H175L174 11V15H176L177 14ZM185 12V11H184ZM193 12V11H192ZM196 12L195 13H192L191 15H196ZM200 12V11H199ZM199 12H198V14H199ZM203 12H201L199 15H201ZM211 12V11H210ZM212 12H213V10H212ZM227 12V11H226ZM226 12H222V15H224V14H226L225 16H223L225 19L227 18V16H228V19H229V15L230 14H232L231 12H229V14H227ZM253 12V11H252ZM166 13V17L165 18H170V17H167V15H168V13L170 14V12H165ZM173 13V12H172ZM206 13V12H205ZM224 13V14H223ZM234 13H236V12H234ZM248 13V12H247ZM258 13V12H257ZM256 12H254V14H252V19H250V18H247L249 15H251V14H249V15H247L246 14V19L247 20H245L244 21V23H242L241 22V20H242V17H243V20L245 19L244 18V16H237V13H236V16L237 17H239V18H237L236 16V18H233L232 17V22L233 21H236V23H233L232 25H231V27H232V29L233 28H236V30H237V28H238V30H241L240 32H242V36L244 35V37L246 36V35H250L251 36V34L252 35H254V37H252V38H254V40H253V43L254 42H257V40H260V41H262L261 39H263L264 40V15L261 17V19H262V23L261 24H259V20H257L256 21V19H255V16H257L258 15V17L261 15V14H257ZM181 14V13H180ZM180 14L178 13V15L180 16ZM208 14H209V12H208ZM213 14H214V12H213ZM257 14V15H256ZM263 14V13H262ZM184 15V14H183ZM183 15H181L180 16V18H182V19H184L183 17ZM240 15V14H239ZM241 15H242V13H241ZM243 15H245V14H243ZM169 16H171V15H169ZM183 16V17H182ZM202 16V18H203V15H201ZM200 16V17H201ZM208 16V15H207ZM207 16H206V18H207ZM232 16H233V14H232ZM174 16H173V14H172V18H173ZM176 17V16H175ZM198 17V16H197ZM196 17V18H197ZM205 17V16H204ZM212 17V16H211ZM219 17V16H218ZM222 17V18H223ZM39 18V17H38ZM162 18V17H161ZM163 18H164V16H163ZM171 18V19H172ZM194 18V17H193ZM195 18V19H196ZM205 18V19H206ZM221 18V17H220ZM176 19H177V17H176ZM198 19V18H197ZM200 19V18H199ZM204 19V18H203ZM211 19V18H210ZM44 20V19H43ZM166 20V19H165ZM40 21V20H39ZM164 21V20H163ZM178 21V20H177ZM176 21V22H177ZM181 21H183V20H181ZM191 21V20H190ZM189 21V22H190ZM202 21V20H201ZM207 21V20H206ZM42 22V21H41ZM229 22V21H228ZM252 22V23H251ZM31 23H33V22H31ZM37 23H38V21H37ZM173 23V22H172ZM179 23V22H178ZM29 24V23H28ZM44 24V23H43ZM159 24V23H158ZM227 24H229V23H227ZM226 24V25H227ZM26 25V24H25ZM32 25V24H31ZM199 25V24H198ZM35 26V25H34ZM37 26V25H36ZM197 26V25H196ZM200 26V25H199ZM241 26V27H240ZM158 27V26H157ZM163 27V26H162ZM183 27V26H182ZM181 27V28H182ZM189 27V26H188ZM187 26L185 27V28H188ZM207 27V26H206ZM230 27V26H229ZM229 27H227L226 26V28L225 29H227V28H229ZM174 28V27H173ZM204 28V27H203ZM155 29H157V28H155ZM189 29V28H188ZM206 29V28H205ZM219 29V28H218ZM224 29V30H225ZM231 29V28H230ZM161 30V29H160ZM180 30H184V29H180ZM187 30V29H186ZM196 30V29H195ZM194 30V31H195ZM189 31V30H188ZM202 31V30H201ZM208 31V30H207ZM207 31L206 32H204V33H207ZM218 31V30H217ZM216 31V33H218V34H216V35H219L220 33V31L219 32H217ZM233 31V30H232ZM235 31V30H234ZM82 32V31H81ZM84 32V31H83ZM176 32V31H175ZM180 32H182V31H180ZM225 32V31H224ZM93 33V32H92ZM169 33V32H168ZM178 33V32H177ZM183 33V32H182ZM188 33V32H187ZM226 33H229V31L228 32H226ZM233 33V32H232ZM235 33V32H234ZM106 34H108L107 33V31H106V33H104V35L103 36H105ZM197 34V33H196ZM231 34V33H230ZM229 34V37L231 38L232 36H238L237 37V41L239 42V39H240V41L242 40V38H240L239 36H241V35H237L236 33L235 34H231L230 35ZM115 35V34H114ZM172 35V34H171ZM178 35V34H177ZM201 35V34H200ZM206 35V34H205ZM209 35V34H208ZM207 35V37L206 38H209V36ZM212 35V34H211ZM210 35V36H211ZM215 35V34H214ZM87 36H88V34H87ZM89 36H90V34H89ZM102 36V37H103ZM180 36V35H179ZM182 36V35H181ZM203 36V35H202ZM221 37H222V35H220ZM220 36H218V38L220 37ZM241 36V37H242ZM91 37V36H90ZM90 37H88V40L90 39ZM93 37V36H92ZM91 37V38H92ZM96 37V36H95ZM97 37H98V35H97ZM101 37V38H102ZM106 38H108V36L106 35L105 36ZM104 37V38H105ZM115 38V36H112V38ZM196 37V36H195ZM200 37V36H199ZM220 37V39L222 40V38ZM235 37V38H236ZM243 37V38H244ZM260 37V38H259ZM87 38V37H86ZM99 38V37H98ZM111 38V36L109 37V39H112ZM166 38H168V37H166ZM165 38V39H166ZM171 37H169V39H170ZM186 38V37H185ZM192 38V37H191ZM194 38V37H193ZM214 38V37H213ZM235 38H234V40H235ZM239 38V39H238ZM251 38V39H252ZM93 39H95V38H93ZM174 39V38H173ZM196 39H200V38H196ZM204 39H205V37H204ZM210 39H212V38H210ZM246 39H248L247 37H246ZM245 38L242 40V41H244V40H246ZM92 40V39H91ZM96 40H98V39H96ZM105 39H103V41H101V40H99V42L101 41V42H106V41H104ZM177 40V39H176ZM190 40V39H189ZM213 40H215V39H213ZM213 40H211V41H213ZM217 40V39H216ZM219 40V39H218ZM231 40V39H230ZM233 40V39H232ZM94 41V40H93ZM92 41V42H93ZM112 41H113V39H112ZM170 41V40H169ZM168 41V42H169ZM172 41V40H171ZM200 41V40H199ZM199 41H196V43L197 42H199ZM237 41H236V43H237ZM241 41V42H242ZM86 42V41H85ZM89 42H90V40H89ZM100 42V43H101ZM165 41H163V43H164ZM216 42V41H215ZM217 42H219V41H217ZM216 42V43H217ZM230 42H232V41H230ZM235 42V41H234ZM241 42H239V43H241ZM248 42V41H247ZM87 43H88V41H87ZM99 43V44H100ZM110 42H107V44H109ZM113 43H114V41H113ZM117 43H120V41H118ZM170 43V42H169ZM168 43V44H169ZM194 43V42H193ZM202 43V42H201ZM215 43V44H216ZM251 43V42H250ZM264 43V42H263ZM86 44V43H85ZM91 44V43H90ZM94 44V43H93ZM95 44H96V47H98V45H97V43L95 42ZM101 44H103V43H101ZM121 44H122V41H121ZM168 44H166V45H168ZM190 44V43H189ZM199 44V43H198ZM212 44H214V43H212ZM211 44V45H212ZM242 44V43H241ZM240 44V46H237L235 49H234V47H232L233 49H232V51L230 50V52L228 53H225V52H223V55H222V57H221V55H219V57H221V58H217L218 60V65L220 66V61L221 60H223V61H225L226 62V58L228 59V58H230L231 57V59L233 58V56L235 57V56H237V59H238V55L240 56V57H242V59L241 58H239L240 60H242L240 63L242 64H244L245 65V67H246V73H245V77H244V75H243V86L244 87H241V88H243V89H241L240 87H238L239 89H236L237 88V84H238V82H236V81H238V78L240 77H238V73H237V79H236V77H234V75L236 74V72L234 71V69L232 68V69H230L231 71H229L228 72V70H224L225 71V74L227 73V75H228V73L230 74V73H232L231 75H230V78H228V79H230V81L227 79V81H229V82H227L226 80V82H224V83H226L227 85H228V90H227V92L229 93V92H231V94H233V91L234 92H236L237 90H238V92H239V90L241 91V90H243L242 92H240V94L238 93V92H236V93H238V95H236V93H234V95H236V99L235 100H233L234 98H235V96L234 95H230V93L227 95H225V94H222V89L224 90V88H223V86L221 87V94L222 95H220V97H223V95L224 96H227L226 97V99H225V97H223L225 100H223V98H221L222 99V101L219 99V98H213L216 102H218L219 100V102L221 103V102H225V104H224V107H225V105H227L225 108L226 109H228V108H230L231 106H233V104H235L234 102H237V104L238 105H234L236 108H238L239 107V105H240V107H242V111L244 112V110H243V108L244 109H247V110H245V111H249L248 112V114L246 115V122L248 123H250V122H252V120H254V117H256V116H258V111H259V109L260 108H263L264 107V71H262V69H264V67H263V65H264V60H261V61H259V62H257L256 64H255V61H254V59H253V57L251 56V55H253V51L251 50L252 48V45L250 46L249 45V43H246L245 44V42H243V44L241 45ZM84 45V44H83ZM88 45H89V43H88ZM104 45H106V43L104 44ZM114 45V44H113ZM120 45V44H119ZM137 45V44H136ZM161 46H162V44H160ZM164 45V44H163ZM209 45V44H208ZM233 45V44H232ZM260 45V44H259ZM100 46V45H99ZM102 47H103V45H101ZM100 46V47H101ZM115 46H117V45H115ZM122 46H123V44H122ZM145 46V45H144ZM152 46V45H151ZM165 46V45H164ZM194 46V45H193ZM212 46H214V45H212ZM212 46H209V47H212ZM254 47L255 46H257V45H253ZM262 46V45H261ZM263 46H264V44H263ZM82 47V46H81ZM92 48L90 49V50H92L93 49V46H91ZM111 47H113V46H111ZM121 47V46H120ZM125 47V46H124ZM166 47V46H165ZM197 47H198V45H197ZM220 47V46H219ZM221 47H223V46H221ZM240 47H242L241 49H240ZM85 48H86V46H85ZM94 48H95V46H94ZM110 48V47H109ZM117 48V47H116ZM115 48V49H116ZM119 48V47H118ZM148 48V47H147ZM151 48V47H150ZM193 48H195V47H193ZM199 48V47H198ZM198 48H196V49H198ZM206 48H208V46L206 47ZM206 48H204L205 50H207ZM237 48H239V49H237ZM99 49V48H98ZM102 49V48H101ZM122 49H123V47H122ZM121 49V50H122ZM154 49H156L155 47H154ZM166 49V48H165ZM184 49V48H183ZM211 49H214V48H211ZM216 50H217V48H215ZM220 49V48H219ZM225 49V48H224ZM237 49V50H236ZM255 49H258V48H255ZM263 49H264V47H263ZM85 50V49H84ZM87 50V49H86ZM97 50V49H96ZM104 50H106V49H104ZM111 50V49H110ZM124 50V49H123ZM122 50V51H123ZM137 50V49H136ZM152 51H153V49H151ZM200 50V49H199ZM201 50H203L202 49V46H201ZM226 50V49H225ZM235 50V51H234ZM253 50H254V48H253ZM259 50H261V49H259ZM98 51V50H97ZM107 51H109V49H107ZM140 51V50H139ZM138 51V52H139ZM147 51V50H146ZM204 51V50H203ZM211 51V50H210ZM215 51V50H214ZM223 51V50H222ZM241 51V52H240ZM243 51V52H242ZM264 51V50H263ZM262 51V52H263ZM82 52H84V51H82ZM94 52H96V51H94ZM100 52V51H99ZM110 52H112V51H110ZM110 52H105L106 54L107 53H110ZM125 52H126V50H125ZM134 52H135V50H134ZM133 52V53H134ZM149 52V51H148ZM183 52H184V50H183ZM190 52V51H189ZM197 52V51H196ZM195 52V53H196ZM200 52V51H199ZM202 52V51H201ZM200 52V53H201ZM205 52V51H204ZM217 52V51H216ZM215 52V53H216ZM256 52V51H255ZM261 52V53H262ZM88 53V52H87ZM93 53V52H92ZM98 53V52H97ZM122 53V52H121ZM121 53L119 54V57L121 56ZM129 53V51H127V53L126 54H128ZM131 53V52H130ZM188 53V52H187ZM193 53V52H192ZM208 52H206V54H207ZM214 53V52H213ZM212 53V54H213ZM219 53V52H218ZM260 53V52H259ZM85 54V53H84ZM106 54H104V56H106ZM115 54V53H114ZM182 54V53H181ZM184 54V53H183ZM189 54V53H188ZM199 54V53H198ZM211 54V53H210ZM221 54H222V52H221ZM241 54L243 55V56H241ZM94 55V54H93ZM98 55V54H97ZM96 55V56H97ZM103 55V54H102ZM109 55V54H108ZM124 55V54H123ZM135 55H136V53H135ZM187 55V54H186ZM201 55H203L202 53H201ZM205 55V54H204ZM209 55V54H208ZM218 55H217V57H218ZM100 56V55H99ZM128 56V55H127ZM179 56V55H178ZM182 56V55H181ZM195 56V55H194ZM198 56V55H197ZM207 56V55H206ZM216 56V54L214 55V57ZM112 57V56H111ZM114 57H115V55H114ZM189 57V56H188ZM193 57V56H192ZM211 57H213V55H211ZM211 57L208 59L209 61H210V63H211ZM244 57V58H243ZM249 57H251V58H249V59H253V61L252 60H250V61H248L247 59ZM93 58H96V57H93ZM105 58V57H104ZM116 58H118V56H116ZM122 58V57H121ZM178 58H180V57H178ZM187 58V57H186ZM196 58V57H195ZM199 58V57H198ZM207 58H208V56H207ZM129 59V58H128ZM132 59V58H131ZM138 59V58H137ZM220 59V60H219ZM114 60H115V58H114ZM118 61L120 60V59H117ZM134 60H135V58H134ZM139 60V59H138ZM145 60V59H144ZM186 60V59H185ZM184 60V61H185ZM203 60H205V59H203ZM202 60V57H201V61L202 62H204ZM215 60H216V58H214V59H212V62L214 61L215 62ZM133 61V60H132ZM195 61H196V59H195ZM198 61V60H197ZM222 61V62H223ZM228 61H230V60H228ZM117 62V61H116ZM142 62V61H141ZM154 62V61H153ZM179 62V61H178ZM183 62V61H182ZM193 62V61H192ZM208 62V61H207ZM213 62V63H214ZM233 62V61H232ZM231 62V63H232ZM122 63V62H121ZM120 63V64H121ZM124 63V62H123ZM129 63V62H128ZM132 63V62H131ZM150 63H152V62H150ZM172 63V62H171ZM170 63V64H171ZM174 63V62H173ZM172 63V64H173ZM181 63V62H180ZM195 63H197V62H195ZM198 63H201V62H198ZM206 63V62H205ZM238 63V62H237ZM130 64V63H129ZM128 64V65H129ZM169 64V63H168ZM189 64H190V61H189ZM192 64V63H191ZM207 64V63H206ZM205 64V65H206ZM215 64V63H214ZM222 64V63H221ZM225 64H227V63H225ZM230 64V63H229ZM234 64V63H233ZM239 64V63H238ZM127 65V66H128ZM134 65H137V64H133V66ZM176 65V64H175ZM193 65H196V64H194L193 63ZM193 65H192V68H193ZM202 65V64H201ZM200 65V66H201ZM203 65H204V63H203ZM202 65V66H203ZM224 65V63L222 64V66ZM131 66V65H130ZM142 66V65H141ZM146 66V65H145ZM144 66V67H145ZM171 66V65H170ZM197 66V65H196ZM199 66V65H198ZM208 66V64L206 65V67ZM226 66V65H225ZM230 66V65H229ZM239 66H240V64H239ZM242 66V65H241ZM122 67H124V69H125V67L126 66H123L122 65ZM144 67H143V70H144ZM154 67V66H153ZM188 67V66H187ZM210 67V66H209ZM211 67H218V66H214L213 64H211ZM210 67V68H211ZM224 67V66H223ZM237 67V66H236ZM243 67V66H242ZM245 67H243V68H245ZM259 69H258V68ZM262 67V68H261ZM121 68V67H120ZM133 68V67H132ZM131 68V69H132ZM134 68H136L137 69V66L136 67H134ZM149 68V67H148ZM196 68V67H195ZM222 68V67H221ZM261 68V69H260ZM127 69H129V67L128 68H126V70ZM135 69V70H136ZM200 69V68H199ZM219 69V68H218ZM227 69V68H226ZM240 69H242V68H240ZM257 69V70H256ZM123 70V69H122ZM126 70H123L124 72L123 73H126L127 71ZM154 70V69H153ZM181 70V69H180ZM192 70L193 69H191V72H192ZM205 70H206V68H205ZM223 70V69H222ZM236 70V69H235ZM243 70V69H242ZM244 70V71H245ZM126 71V72H125ZM129 71V70H128ZM132 71V70H131ZM138 71V70H137ZM210 72H211V70H209ZM214 71V70H213ZM212 71V72H213ZM227 71V72H226ZM239 71H241V70H239ZM244 71H243V73H244ZM136 72V71H135ZM141 72V71H140ZM152 72V71H151ZM188 72V71H187ZM194 72V71H193ZM211 72V73H212ZM221 72V71H220ZM242 72V71H241ZM128 73V72H127ZM132 73V72H131ZM131 73H129V74H131ZM138 73H139V71H138ZM142 73V72H141ZM144 73H147V72H144ZM154 73V72H153ZM188 73H190V71L188 72ZM198 73V72H197ZM204 73V72H203ZM202 73V74H203ZM216 73V72H215ZM217 73H219V71L217 72ZM222 73V72H221ZM220 73V74H221ZM143 74V73H142ZM141 74V75H142ZM222 74H224V72L222 73ZM240 74H242V73H240ZM125 75V74H124ZM128 75V74H127ZM133 75H135V74H133ZM140 75V76H141ZM164 75V74H163ZM185 75H186V73H185ZM188 75V74H187ZM190 75V74H189ZM194 75V74H193ZM206 75V77L208 76L207 74H204V76ZM226 75V76H227ZM130 76V75H129ZM144 76V75H143ZM157 76V75H156ZM159 76V75H158ZM166 76V75H165ZM192 76V75H191ZM203 76V75H202ZM213 76H214V79L216 78V76L217 75H215V74H213ZM219 76V75H218ZM217 76V77H218ZM236 76V75H235ZM127 77V76H126ZM155 77V76H154ZM172 77V76H171ZM190 77V76H189ZM198 77V76H197ZM211 77V75H209V78ZM221 77V76H220ZM228 77H229V75H228ZM123 78V77H122ZM136 78V77H135ZM137 78H138V76H137ZM167 78V77H166ZM175 78V77H174ZM173 78V79H174ZM181 78V77H180ZM185 78V77H184ZM184 78H182V79H184ZM193 78L194 77H192V80H193ZM208 78V77H207ZM212 79H213V77H211ZM219 78V77H218ZM218 78H216V79H218ZM223 78V77H222ZM222 78H220V79H222ZM241 77H240V79H242ZM27 79V78H26ZM29 79V78H28ZM133 79V78H132ZM156 79H157V77H156ZM171 79V78H170ZM172 79V80H173ZM190 79V78H189ZM196 79V78H195ZM206 79V78H205ZM124 80H125V78H124ZM129 80V79H128ZM162 80V79H161ZM176 80V79H175ZM133 81V80H132ZM157 80H155L154 82H156ZM184 81V80H183ZM200 82H202L201 80H199ZM206 81H207V79L205 80V82L203 83V84H206V85H203L202 83H200L199 82V86H197L198 88L199 87H201V84H202V86L203 87H205V86H208V82L206 83ZM210 81V80H209ZM25 82H28V81H26L25 80ZM142 81H140L139 83H141ZM150 82V81H149ZM168 82V81H167ZM173 82V81H172ZM195 82H196V80H195ZM220 82V81H219ZM222 83H223V81H221ZM126 83V82H125ZM133 83V82H132ZM178 83V82H177ZM212 83H214V82H212ZM223 83V85H225ZM235 83H237V84H235ZM239 83H241L242 84V81H240L239 80ZM31 84V81L27 84L28 85V87H32V84ZM123 84H124V82H123ZM136 84H138V83H136ZM181 84H183V83H181ZM189 84H190V82H189ZM188 84V85H189ZM25 85H26V83H25ZM30 85V86H29ZM135 84H133L132 86H134ZM144 85H146V84H144ZM143 85V86H144ZM149 85V84H148ZM161 85V84H160ZM169 85V84H168ZM172 85V84H171ZM178 85V84H177ZM194 85H196V84H194ZM33 86H34V84H33ZM130 86V85H129ZM128 86V87H129ZM186 85H184V87H185ZM189 86H191V85H189ZM211 86V85H210ZM242 86V85H241ZM136 87V86H135ZM145 87H148L147 85L145 86ZM144 87V88H145ZM153 88H155V86H152ZM158 87H159V85H158ZM183 87V88H184ZM186 87H188V86H186ZM219 87V86H218ZM217 87V88H218ZM236 87V88H235ZM34 88V87H33ZM38 88H39V86H38ZM139 88V87H138ZM143 88V87H142ZM178 88V87H177ZM189 88H191V87H189ZM208 88V87H207ZM207 88H205V89H207ZM227 88V87H226ZM225 88V89H226ZM235 88V89H234ZM42 89V88H41ZM40 89V90H41ZM140 89V88H139ZM180 89H182V88H180ZM187 89V88H186ZM203 89V88H202ZM208 89H210V87L208 88ZM219 89V88H218ZM231 89V90H230ZM129 90V89H128ZM133 90V89H132ZM140 90H142V89H140ZM146 90V89H145ZM148 90V89H147ZM178 90V89H177ZM192 90V89H191ZM194 90V89H193ZM201 90V89H200ZM199 90V91H200ZM211 90V89H210ZM216 90V89H215ZM42 91V90H41ZM198 91V93H200ZM213 91V90H212ZM217 91H219V90H217ZM226 91V90H225ZM39 92V91H38ZM134 92V91H133ZM171 92V91H170ZM182 92H184V89H183V91ZM194 92V91H193ZM192 92V93H193ZM196 92V91H195ZM195 92H194V94H195ZM203 92H204V90H203ZM202 92V93H203ZM208 92H209V90H208ZM128 93V92H127ZM154 93V92H153ZM191 93V92H190ZM201 93V94H202ZM206 93H207V91H206ZM213 93V92H212ZM217 93V92H216ZM219 93V92H218ZM217 93V94H218ZM219 93V94H220ZM223 93H226V92H223ZM138 94H140V92L138 93ZM160 94V93H159ZM178 94H180V93H178ZM186 94V93H185ZM211 94V93H210ZM209 94V95H210ZM214 94H215V92H214ZM213 94V96H216V95H214ZM123 95V94H122ZM128 95V94H127ZM152 95V94H151ZM157 95V94H156ZM198 95V94H197ZM197 95H195V96H197ZM203 95H205V94H203ZM230 95V96H229ZM131 96V95H130ZM154 96V95H153ZM152 96V97H153ZM166 96V95H165ZM168 96V95H167ZM181 96H182V94H181ZM184 96V95H183ZM192 96V95H191ZM199 96V95H198ZM206 96V95H205ZM218 97H219V95H217ZM216 96V97H217ZM124 97V96H123ZM174 97V96H173ZM202 97L203 96H201L200 98L198 97V99H199V101H198V104H201L202 106H204L203 104H205V100H206V98H203L204 99V103L202 102L203 101V99H202ZM234 97V98H233ZM125 98V97H124ZM134 98H136V96L134 97ZM154 98H155V96H154ZM160 98V97H159ZM210 98V97H209ZM233 98V99H232ZM140 99V98H139ZM138 99V100H139ZM142 99V98H141ZM177 99V98H176ZM217 99H219V100H217ZM118 100H120V99H118ZM123 101H125L124 99H122ZM121 100V101H122ZM131 100V99H130ZM144 100H145V98H144ZM143 99H142V101H144ZM156 100V99H155ZM159 100V99H158ZM164 100H166V98L164 99ZM197 100V99H196ZM210 100V99H209ZM115 101V100H114ZM153 101V100H152ZM162 101V100H161ZM195 101V100H194ZM207 102H208V100H206ZM115 102H117V101H115ZM114 102V103H115ZM120 102V101H119ZM136 102V101H135ZM151 102V101H150ZM163 102V101H162ZM165 102V101H164ZM207 102H206V105H207ZM210 102V101H209ZM212 102H213V100H212ZM211 102V104L209 103V105H207V106H210L211 107V105L213 104ZM218 102V103H219ZM118 103V102H117ZM117 103H115V107H116V104ZM127 103V102H126ZM160 103V102H159ZM190 103H191V101H190ZM203 103V104H202ZM215 103V102H214ZM219 103V104H220ZM112 104H113V101H112ZM138 104V103H137ZM136 104V105H137ZM139 104H143L142 106L141 105H139ZM138 105H137V107L139 106H141V108H137L136 106H134V105H132V106H134L133 108L134 109H140V110H130V108L132 107H130L129 108V110H130V112H129V110H127V112L128 113H126V114H124V112H123V114H124V116H122L123 114H122V112L120 113L119 111H121V109H122V107H121V109L119 110V111H116L118 108H120V107H116V112H117V114L115 113V111L114 110H111V112L112 111H114L113 113H115V115H116V117H115V119H114V121H116L118 118L120 119L121 117H120V115L123 117V118H125L121 123H120V121H119V119H118V121H116V123L115 124H117V125H119V127H121V128H119L120 130H121V135H123V136H125V134H126V136H127V131L131 128L132 129V127H134L135 128V126L134 125H136V126H140V125H137V124H139V123H136L137 121H138V119H139V122H142V123H144L145 125H143V124H141V125H143L144 127H143V129H141V128H139V129H141V130H139L138 129V132L137 133H134V135L136 134H138V136H144V135H146L147 136V133H151L152 131H154V132H152L151 134L153 135V137H152V135L150 136V137H152L151 138V140H152V143H153V146H147L148 148H150V149H152L153 151H155L156 149H157V146L159 145V143L161 144V146L163 145V146H166V147H161V146H159V147H161V149L160 150H162V148H164V149H167L168 150V152L170 151V149H172V150H174V148H175V140H174V143L171 141V139H180L181 138V136H182V134L184 135V134H187V133H185V131L187 130L186 128H184V129H186V130H184L183 128H182V131H181V129H178V128H181V127H179V125H181V124H179V123H181L183 120L185 121V117H184V119L183 118H181V122H180V120L179 119H177L176 120V118L174 119L175 120V122L176 121H179V123H177V126H178V128H177V126H176V123L175 122H173V125H174V123H175V126H176V128H173V129H178V131L176 132V131H169V127H167V126H170L168 123H172L171 122V118H169V117H165V115H164V113L166 114V111H162V110H158V108H157V106L155 107V108H157L156 110L158 111V113L159 112H164L163 114H158L157 113V111H155V109H151L150 111H147L146 109L144 110L143 108L145 107L144 106V103L143 102H141V103H139ZM153 104H155L154 102H153ZM153 104H151L152 106H153ZM162 104V103H161ZM189 104V103H188ZM198 104L196 103V105L198 106ZM218 104V105H219ZM223 104V103H222ZM222 104H220V105H222ZM121 106L122 104H118V106ZM131 105V104H130ZM129 105V106H130ZM147 105H149V104H147ZM147 105H146V108L147 109H149L148 107H147ZM156 105V104H155ZM176 105V104H175ZM206 105L204 106V108H206ZM214 105H216V103L214 104ZM127 106V105H126ZM128 106V107H129ZM151 106V107H152ZM160 106V105H159ZM164 106V105H163ZM162 106V107H163ZM168 106V105H167ZM201 106V107H202ZM213 106V105H212ZM229 106V107H228ZM114 107V108H115ZM150 107V108H151ZM172 107H174V106H172ZM182 107H184V106H182ZM217 107H219V106H217ZM216 107V108H217ZM221 107V106H220ZM228 107V108H227ZM161 108V107H160ZM185 108V107H184ZM199 108V107H198ZM203 108V107H202ZM224 108V109H225ZM109 110L111 109V107L110 108H108ZM174 109H176V108H174ZM179 110H181L180 108H178ZM197 109V108H196ZM200 109V108H199ZM207 109V108H206ZM206 109H203V110H205L206 111ZM208 109H209V107H208ZM212 109V108H211ZM224 109H223V111H224ZM249 109V110H248ZM123 110H124V104H123ZM166 110H169V109H167L166 108ZM202 110V109H201ZM203 110L201 111V112H203ZM213 110V109H212ZM212 110H210V111H212ZM216 109H214V111H215ZM219 110V109H218ZM231 110V109H230ZM230 110H229V112H230ZM240 110V109H239ZM239 110H234V111H236V114H237V112L239 111ZM250 110H253V112L251 113V111ZM137 112V114H136V112ZM173 111V110H172ZM176 111V110H175ZM198 111V110H197ZM232 111V110H231ZM234 111H233V114H234ZM120 114H119V113ZM132 112H134V114L132 113ZM168 112V111H167ZM196 112V111H195ZM218 112V111H217ZM169 113H170V111H169ZM173 113V112H172ZM203 113H205V112H203ZM215 113V112H214ZM224 112H222V115L224 116V114H223ZM228 113V112H227ZM227 113L225 112V116H227ZM245 113V112H244ZM119 114V115H118ZM156 114H157V116H156ZM171 114V113H170ZM190 114H192V113H190ZM213 114V113H212ZM243 114V113H242ZM118 115V116H117ZM159 115H163L162 117L160 116V119H163L164 117V119L163 120H165L166 118L168 119V122H167V124H165L164 126H162L163 124L159 121ZM180 115H182L183 116V114H180ZM185 115V114H184ZM189 115V114H188ZM198 115V114H197ZM200 115H203V116H205L204 114H200ZM208 115V114H207ZM214 115H217L216 113L214 114ZM221 115V116H222ZM239 115H241V113H238V116ZM244 115V114H243ZM242 115V116H243ZM137 117V119H136V117ZM166 116H168V114H166ZM179 116V115H178ZM182 116H180V117H182ZM185 116H187V115H185ZM192 116V115H191ZM194 116V115H193ZM195 116H196V114H195ZM210 116V117H209ZM213 116V115H212ZM224 116V117H225ZM234 116V115H233ZM236 116V117H235ZM234 117H233V119H235L236 118V120H237V115H235ZM135 117V118H134ZM147 117V118H146ZM174 117V116H173ZM201 117V116H200ZM200 117H198L199 119H200ZM207 117V116H206ZM208 117L209 118H211V114L210 115H208ZM217 117H219V116H216V118ZM231 117V116H230ZM239 117H241V116H239ZM244 117V116H243ZM242 117V118H243ZM117 118V119H116ZM132 118L134 119V121L132 120ZM144 118V119H143ZM146 118V119H145ZM189 118V117H188ZM197 118V117H196ZM197 118V120H199ZM204 118V117H203ZM203 118H201V119H203ZM215 118V117H214ZM215 118V119H216ZM232 118V117H231ZM245 118V117H244ZM243 118V119H244ZM166 119V120H167ZM214 119V120H215ZM232 119V123L233 122H235V120H233ZM121 120H122V118H121ZM136 120V121H135ZM145 120H147V121H145ZM158 120V121H157ZM163 120H161V121H163ZM173 120V121H174ZM196 120V119H195ZM196 120V121H197ZM205 120H206V118H205ZM210 120V119H209ZM223 119H221V121H222ZM225 120H227L226 118H225ZM225 120H223L222 122L224 123V121ZM113 120H111V122L113 123L114 122ZM132 121H133V124L134 123H136V124H131L132 123ZM145 121V122H144ZM160 122L159 124H160V126H159V129H156L157 127H155L154 125L157 123V122ZM186 121H189V119H186ZM186 121H185V124H184V122L182 123V126H183V124H184V126L185 125H188V124H186ZM193 121H194V119H193ZM200 121H202V120H200ZM207 121V120H206ZM220 121V120H219ZM220 121V122H221ZM146 122H149V123H147L146 124ZM195 122V121H194ZM209 122V121H208ZM214 122H216V121H214ZM119 123V124H118ZM128 123H130L129 125H128ZM188 123V122H187ZM191 122H189V124H190ZM179 124V125H178ZM219 124H221V123H219ZM219 124H217L218 125V127H219ZM224 124H229L228 122H226V123H224ZM230 124H231V121H230ZM116 125V126H117ZM147 125V126H146ZM149 125V126H148ZM173 125H172V127H173ZM192 125V124H191ZM217 125H216V133L217 134H219V138H220V136H221V140L225 137V135L223 136V134H222V132H221V134L219 133L220 131H219V129L220 130H223V129H221V127L223 126V124H222V126L220 127V128H217ZM235 125V124H234ZM157 126V125H156ZM161 126L163 127V128H161ZM183 126V127H184ZM229 126H231V125H228V128H227V126H224V127H222V128H225V130L226 129H229L230 127ZM233 126V125H232ZM231 126V128H230V130H231V134H232V132H234V129L233 128H235L234 126L232 127ZM146 127V128H145ZM155 127V128H154ZM193 127V126H192ZM214 127H215V125H214ZM133 128V130H136L137 131V127L134 129ZM187 128H189V126H187ZM130 129V130H131ZM156 129V130H155ZM197 129V128H196ZM215 129H213V130H215ZM218 129V130H217ZM129 130V131H130ZM133 130H131L132 132H133ZM172 130V129H171ZM191 130V129H190ZM198 130V129H197ZM224 130V131H225ZM233 130V131H232ZM131 131H130V133L129 134H131ZM136 131H134V132H136ZM196 131V130H195ZM194 130H193V132H195ZM200 131V134H202L201 133V131L202 130H199ZM198 131V132H199ZM217 131H219V132H217ZM228 132L227 133H229L230 134V131L229 130H227ZM175 132V133H174ZM182 132V133H181ZM190 132V131H189ZM192 132V131H191ZM192 132V133H193ZM198 132H196V135L198 136ZM203 132V131H202ZM206 132V131H205ZM205 132H203V134H205ZM213 132V131H212ZM125 133V134H124ZM149 133V134H150ZM224 133H226V132H224ZM235 133V132H234ZM233 133V134H234ZM128 134V135H129ZM190 133H188L187 135H189ZM199 134V135H200ZM210 134V133H209ZM208 134V135H209ZM121 135L119 136V137H121ZM133 135V134H132ZM135 135V137H137ZM174 135H175V137H177V138H175L174 137ZM187 135H184L185 137L184 138H182L181 139V146H183L184 145V147H185V142L184 141H186L188 138H187ZM194 135H195V133H194ZM193 135V136H194ZM227 135V134H226ZM122 136V137H123ZM125 136V137H126ZM201 136V135H200ZM199 136V137H200ZM222 136H223V138H222ZM135 137H133L132 138V140L133 139H135ZM150 137H147V140H148V138H150ZM178 137H180V138H178ZM183 137V136H182ZM189 137V136H188ZM192 136H190V138H191ZM195 137V136H194ZM198 137V138H199ZM204 138H207L208 136H203ZM209 137H211V138H209V139H211L212 140V136L210 135ZM214 137V136H213ZM218 137H216L217 139H219ZM228 137V136H227ZM230 137H231V135L228 137L229 139H230ZM244 137V136H243ZM169 138V139H168ZM187 138V139H186ZM200 138H202V137H200ZM232 138V137H231ZM250 138H251V136H250ZM249 138V139H250ZM110 139V138H109ZM124 139V138H123ZM126 139H127V137H126ZM129 139L131 140V138L129 137ZM142 141L144 140V139H146L145 137H143V138H140ZM140 139H138V140H140ZM184 139H186V140H184ZM203 139V138H202ZM208 139V138H207ZM209 139H208V144H210L211 143V145L213 146V144H216V143H213L214 141L212 140H210L211 142L209 143ZM214 139V138H213ZM248 139V138H247ZM117 140V139H116ZM128 140V139H127ZM130 140H128V142L130 141ZM151 140H148V141H150L151 142ZM168 140H170V142H172V143H170V142H168ZM176 140V141H177ZM183 140V141H182ZM192 140H193V143H195L196 141H194V139H188L187 140V142H189L188 144H189V146H190V143H191V145H194L193 143H192ZM233 140V139H232ZM120 141V140H119ZM180 141V140H179ZM178 141V142H179ZM202 141V140H201ZM223 141V140H222ZM221 141V142H222ZM241 141H243L244 142V140L242 139ZM246 141V140H245ZM251 141H253V139L252 140H250V142ZM121 142V141H120ZM133 142V141H132ZM131 142V143H132ZM144 142H146V141H144ZM177 142V143H178ZM182 142H184V143H182ZM197 142H198V140H197ZM196 142V143H197ZM216 142V141H215ZM228 142V141H227ZM110 143V142H109ZM131 143H130V145H131ZM152 143H150V145L152 144ZM169 143H170V145H169ZM180 143V142H179ZM178 143V144H179ZM199 143H200V141H199ZM198 143V144H199ZM213 143V144H212ZM246 143V142H245ZM124 144V143H123ZM126 144V143H125ZM136 144H137V142H136ZM143 145V143H141V141H140V143H139V145ZM145 144H149V142L148 143H145ZM183 144V145H182ZM197 144V145H198ZM202 143H200V145H201ZM203 144H204V142H203ZM102 145V144H101ZM130 145H128V146H130ZM141 145V146H142ZM186 145H187V143H186ZM195 146V147H197V148H200V145H198V146ZM205 145V144H204ZM248 145H249V143H248ZM250 145H252V144H250ZM127 146V145H126ZM146 146V145H145ZM145 146H143L145 149H147ZM155 146V147H154ZM171 147L170 149H168L169 147ZM172 146L174 147V148H172ZM180 146V145H179ZM179 146H176L177 148L179 147ZM206 146V145H205ZM205 146H204V148H205ZM208 146V145H207ZM245 146V145H244ZM121 147V146H120ZM139 147V149H140V146H138ZM154 147V148H153ZM184 147H183V149H184ZM186 147H188V145L186 146ZM191 147V146H190ZM144 148H143V151H144ZM202 148V147H201ZM200 148V149H201ZM209 148H210V146H209ZM128 149V148H127ZM176 149V148H175ZM179 149V148H178ZM182 149V147L180 148V150ZM191 148H188V150L190 151V153H186L187 155L188 154H190L189 156H191V153H192V149L190 150ZM195 149V148H194ZM211 149V148H210ZM209 149V150H210ZM249 149V148H248ZM247 148L245 149V151L246 152H248L249 150H248ZM147 150H149V149H147ZM147 150H145V152L147 151ZM167 150H166V152H167ZM179 150V151H180ZM185 150H187V148H185ZM187 150V152H189ZM209 150H207V151H209ZM248 150V151H247ZM126 151V150H125ZM142 151V152H143ZM177 151V150H176ZM175 150L174 151H172L173 153L174 152H176ZM179 151H177L176 153H172L173 155H171L170 156V154L167 156V157H169L170 159L172 158V156H173V158H174V156H175V154H177V153H180ZM195 151L197 152H199V149L198 150H196L195 149ZM205 150L203 149V152H204ZM215 151V150H214ZM244 151V152H245ZM150 152V151H149ZM148 152V153H149ZM152 152V151H151ZM160 152V151H159ZM162 152H164V151H162ZM161 152V153H162ZM182 154H184V151L182 150ZM201 152V151H200ZM199 152V153H200ZM203 152H201L202 153V155L204 154ZM211 152H212V150H211ZM216 152V151H215ZM214 152V153H215ZM245 152V153H246ZM157 153H158V149H157ZM161 153H159V156L161 157ZM165 153V152H164ZM163 153V154H164ZM205 153H206V151H205ZM213 153V152H212ZM142 154H144V153H142ZM152 154V153H151ZM150 154V155H151ZM161 154V155H160ZM166 154H168V153H166ZM185 154V155H186ZM193 154H194V152H193ZM209 154H210V151H209ZM208 154V152L206 153V155L208 156L209 155ZM147 155V154H146ZM146 155H144L145 157H146ZM149 155V154H148ZM158 155V154H157ZM178 155H181V154H178ZM178 155H176L177 156V159L176 158H174V159H176V160H174L173 158H172V161L174 160V163L170 160V162H172V164L171 163H169L168 165H171V167H172V165H174L175 166V161H177V160H179L180 159V161L182 160V159H184V155H182V156H184L182 159L179 157L178 158ZM187 155H186V157H187ZM197 155V154H196ZM196 155H194V156H196ZM247 155H248V153H247ZM250 155V154H249ZM155 156V154L154 155H152V156H150V157H154ZM164 156H165V154H164ZM163 156V158H166V157H164ZM175 156V157H176ZM193 156V155H192ZM210 156H214V158H217L218 159V157L216 156V155H213V154H210ZM210 156H208L207 158H209L210 159ZM132 157V156H131ZM130 157V158H131ZM144 157V158H145ZM149 157V158H150ZM158 157V156H157ZM157 157H155V160L156 161H158V163L160 164V162H159V160H161V159H163L162 157H161V159H159V160H157L158 158ZM186 157H185V159H186ZM196 157H199V156H196ZM206 157V156H205ZM139 158V157H138ZM147 158V157H146ZM157 158V159H156ZM187 158H189V157H187ZM200 158H202V157H200ZM199 158V159H200ZM206 158V159H207ZM153 158H151V160H152ZM190 159H192V157L190 158ZM190 159H188L190 162H192ZM193 159H194V157H193ZM192 159V160H193ZM208 159V161H211V160H209ZM212 159V158H211ZM236 159V158H235ZM234 159V160H235ZM239 159V158H238ZM246 159H247V156H246ZM246 159H241V160H245V161H247ZM249 159V158H248ZM133 160V159H132ZM135 160V159H134ZM150 160V159H149ZM148 160V161H149ZM154 160V159H153ZM152 160V161H153ZM154 160V161H155ZM167 160V163L169 162V160L168 159H166ZM187 160V159H186ZM197 160V159H196ZM202 160H205V159H202ZM214 159H212V161H213ZM219 160V159H218ZM231 160V159H230ZM240 160V161H241ZM250 160V159H249ZM139 161H141V160H139ZM143 161V160H142ZM141 161V162H142ZM184 160H182V166H183V164L186 162V163H188V161H185V162H183ZM200 161V160H199ZM199 161H197V162H199ZM216 161V160H215ZM239 161V160H238ZM242 161V162H243ZM133 162H135V161H133ZM138 162V161H137ZM144 162H145V160H144ZM163 162V161H162ZM219 162V161H218ZM237 162V161H236ZM248 162V161H247ZM251 162V161H250ZM148 163H150V162H148ZM155 163V162H154ZM166 163V161H164L163 162V165L164 164H167ZM185 163V164H186ZM193 163V162H192ZM214 163V162H213ZM216 163V162H215ZM235 163V162H234ZM238 164H239V162H237ZM133 164V163H132ZM137 164H139V163H136V165ZM146 164H147V162H146ZM162 164V163H161ZM179 164H181V163H179L178 162V164L177 165H179ZM195 164V163H194ZM236 164V163H235ZM235 164L233 165V166H235ZM243 164V163H242ZM246 164V163H245ZM254 163H252V165H253ZM141 165V164H140ZM149 166L151 165V164H148ZM155 165H156V163H155ZM155 165H153V168H155ZM196 165V164H195ZM194 165V166H195ZM231 165H232V163H231ZM252 165H249V166H252ZM146 165H143V167H145ZM152 166V165H151ZM150 166V167H151ZM174 166H173V168H169V166H168V170H170V173L169 172H167V170L165 169V168H167V166H165V168H164V166H162L163 167V170L165 171V172H163V170L162 169H159V167L160 168H162L161 166H159L158 167V169H159V171H160V173L162 172V174H164V173H169L168 175H166V177H169V181H168V185L166 184H164L166 187H168V188H163L164 190H167V191H169V193L167 192V191H163V189H162V187L163 186H161V188L160 189H156L155 188V192L157 193V191L159 190H161L160 191V193L158 192L157 193V195H155V197L156 196H159V194H161V192H164V194H169V195H167V197H164V199L165 200H167L166 198H169L170 199V195L172 194V193H175V192H173V191H176L177 190V188L174 186V185H176V186H178V188H179V185H181L180 186V191H181V188L183 187V189H184V187H185V182H184V180L182 181L181 179H180V177H179V180H180V184H179V181L177 180L176 181V178H178L177 177V175H176V173H177V169H174ZM191 168H192V166L193 165H189ZM239 166V165H238ZM237 166V167H238ZM243 166H245V165H243ZM243 166H240V169H241V167H242V169L244 168ZM247 166H248V164H247ZM135 167H137V166H135ZM138 167H140L139 165H138ZM137 167V168H138ZM232 167V166H231ZM237 167H235L236 169H238ZM246 167V166H245ZM147 168V167H146ZM175 168H177L176 166H175ZM178 168H179V166H178ZM184 168H186V169H188V166H187V164H186V166L184 165ZM195 168V167H194ZM193 168V170H195ZM217 168L218 167H216V171H217ZM234 168V167H233ZM233 168H232V170H233ZM247 168H249V167H247ZM135 169V168H134ZM150 169V168H149ZM157 169V168H156ZM173 169H174V172H173ZM186 169H183V170H185L186 171V173H185V171H180V169H179V171L178 172H183V174L182 173H180V174H182L183 176L185 175V174H187V170ZM219 169V168H218ZM235 169V170H236ZM240 169H239V171H240ZM257 169V168H256ZM31 170H32V168H31ZM35 169L33 168V172H35L34 174H36V175H38L37 174V172L36 171H34ZM144 170H146V169H144ZM148 170V169H147ZM151 170V169H150ZM172 170V171H171ZM176 170V171H175ZM181 170H182V168H181ZM193 170L191 169V171L193 172ZM197 170V169H196ZM220 170V172H221V169H219ZM223 170V169H222ZM231 170V171H232ZM235 170H233V171H235ZM253 170V169H252ZM140 171H141V169H140ZM153 171H156L155 169L153 170ZM189 171H190V168H189ZM242 171V170H241ZM241 171H240V173H241ZM249 170H247L246 172H248ZM29 172H31L30 170H29ZM130 172V171H129ZM152 172V171H151ZM158 172V171H157ZM157 172H153V174L152 173H150L149 172V174L151 175L152 174V176L155 178V174L157 173ZM171 172H173V176H175L176 175V177H170V176H172L171 175ZM176 172V173H175ZM195 172V171H194ZM212 172H214L213 170H212ZM236 172H238V170L236 171ZM243 173H244V171H242ZM38 173H41V172H38ZM136 173V175H137V172H135ZM139 173H141V172H139ZM143 173H145V172H143ZM191 173V172H190ZM190 173H188V175L190 174ZM198 173V172H197ZM222 173H223V171H222ZM231 173H235V172H231ZM262 174H263V172H261ZM32 174V173H31ZM41 174H43V173H41ZM127 174V173H126ZM130 174V173H129ZM128 174V175H129ZM146 174H148V172L146 171ZM158 175H160L159 177H161L162 176V174H159V173H157ZM156 174V177L158 176ZM194 174V173H193ZM199 174V173H198ZM212 174V173H211ZM224 174H225V171H224ZM236 174V173H235ZM237 174H239V173H237ZM236 174V175H237ZM261 174V175H262ZM128 175H127V177H128ZM141 175H143L142 173H141ZM149 175V177H150V179L151 178H153L152 176H150ZM165 175H163L164 176V178H166L165 177ZM195 175H196V173H195ZM194 175V176H195ZM212 175H215L214 173L212 174ZM212 175H211V177H212ZM228 175V174H227ZM229 175H230V170H229ZM245 175H246V173H245ZM43 176H45V175H43ZM59 177L61 176V175H58ZM57 176V177H58ZM123 176V175H122ZM133 176H134V174H133ZM137 176H139V175H137ZM148 176V175H147ZM162 176V177H163ZM178 176H179V173H178ZM181 176V175H180ZM198 176H200V175H198ZM197 176V177H198ZM201 176H202V174H201ZM205 176H208V175H205ZM230 176H232V175H230ZM42 177V176H41ZM53 177H56V176H53ZM78 177V176H77ZM121 177V176H120ZM135 177V179H136V176H134ZM141 177V176H140ZM146 177V176H145ZM149 177H147V179L149 178ZM158 177V178H159ZM161 177V178H162ZM185 177V176H184ZM184 177H181L182 179L184 178ZM188 176L186 175V180L187 181H190L191 179H193V177L192 176H189L188 178H187ZM190 177H191V179H190ZM195 178V179H200V178ZM204 177V176H203ZM202 177V178H203ZM233 177H235L234 175H233ZM257 177V176H256ZM259 177H260V175H259ZM258 177V179H259V182L262 180H260V178ZM50 178V177H49ZM48 178V179H49ZM139 178V177H138ZM143 178H144V176H143ZM143 178H141L142 179V181L144 182L145 180H147V179H144L143 180ZM161 178H159V181L158 180H154V183L156 182V181H158L159 183H161V182H163V180L161 179ZM163 178V179H164ZM174 178H175V180H174ZM201 178V179H202ZM221 178H225V176L224 175H222V177ZM237 178H240V177H237ZM244 178V177H243ZM251 178V177H250ZM261 178H262V176H261ZM38 179H40V178H38ZM52 179H54V178H52ZM58 179V178H57ZM123 179V178H122ZM121 179V180H122ZM125 179H126V177H125ZM161 179V180H160ZM171 179H173V180H171ZM189 179V180H188ZM225 179H228V177L226 176V178ZM230 179V178H229ZM253 179H254V182H255V180H256V178L255 177H253ZM253 179H249V180H252L253 181ZM47 180V179H46ZM46 180H45V183H46ZM51 180V179H50ZM80 180V179H79ZM121 180H120V182H121ZM140 180V179H139ZM152 181H153V179H151ZM165 180V179H164ZM166 180H168L167 178H166ZM165 180V182H163V183H166L167 181ZM239 179H237V181H238ZM40 181V180H39ZM141 181V182H142ZM149 181V180H148ZM175 182V184H173L172 186H171V182ZM181 181H182V184H184V186H182V184H181ZM193 181V180H192ZM197 181V180H196ZM195 180H194V182H196ZM199 181V180H198ZM197 181V182H198ZM203 181V180H202ZM204 181H205V178H204ZM222 181V180H221ZM236 180H232L231 179V182L229 183V181H225V182H223V184L226 186L227 185V183H229L228 185H231V186H229V188H231L233 191L235 190V188H236V186L238 185V182H237ZM240 181V180H239ZM246 182H248L247 180H245ZM252 181H249V183H251V185H249V187H251L252 186V183H254V182H252ZM257 181V180H256ZM38 182V181H37ZM42 182V181H41ZM50 182H52V180L50 181ZM112 182V181H111ZM120 182H119V184H120ZM122 182H125V181H123L122 180ZM140 182V181H139ZM151 181H149V183H150ZM178 182V184L179 185H177L176 183ZM194 182H193V185H194ZM200 182V181H199ZM199 182H198V186H199ZM258 182V181H257ZM256 182V184H258L259 185V183H257ZM262 182V181H261ZM34 183H36V182H34ZM40 183V182H39ZM48 183H49V181H48ZM56 183V182H55ZM71 183H74L73 181L71 182ZM77 183V182H76ZM79 183V182H78ZM83 183V182H82ZM81 183V184H82ZM126 183H128L127 181H126ZM130 183V182H129ZM153 183V184H154ZM188 183V182H187ZM190 183H192L191 181H190ZM204 183H206V182H203V184ZM237 183V184H236ZM240 184H242V181L241 182H239ZM264 183V182H263ZM263 183H261V185H259L260 187L261 186H264V184ZM53 184V183H52ZM57 184V183H56ZM75 184V183H74ZM73 184V185H74ZM114 184V183H113ZM112 184V185H113ZM135 184H137V183H135ZM138 184H140V183H138ZM143 184H145V183H143ZM148 183H146V185H147ZM152 183H151V186L153 185ZM202 184V183H201ZM200 184V185H201ZM203 184H202V186H203ZM223 184H221V186L223 185ZM244 184H246L245 182L243 183V187L245 186ZM255 184V185H256ZM37 185V184H36ZM40 185H43V183H41ZM46 185H48V186H50L49 184H46ZM109 185H111L110 183H109ZM127 185V184H126ZM130 185V184H129ZM145 185V186H146ZM149 185V184H148ZM148 185H147V187H148ZM155 185V187H156V184H154ZM161 185V184H160ZM160 185L158 186V187H160ZM169 185L171 186V191H170V187H169ZM192 185V184H191ZM190 184H189V186H191ZM197 185V184H196ZM196 185L194 186V188L196 189ZM208 185V184H207ZM207 185H206V188H207ZM218 185V184H217ZM227 185V186H228ZM35 186V185H34ZM54 186H56V185H54ZM54 186L52 187V188H54ZM80 186V185H79ZM86 186V185H85ZM137 186V185H136ZM143 186V185H142ZM142 186H139L138 185V188L139 187H142ZM144 186V187H145ZM150 186V185H149ZM150 186V187H151ZM173 186H174V188H175V190H173L174 188H173ZM197 186V187H198ZM209 186L210 185H208V188H209ZM242 186V185H241ZM44 187V186H43ZM88 187V186H87ZM86 187V188H87ZM111 187V186H110ZM122 187V186H121ZM124 187V186H123ZM129 187V186H128ZM143 187V188H144ZM154 186H152V188H153ZM157 187V188H158ZM188 187V186H187ZM205 187V186H204ZM203 187V188H204ZM219 187H220V185H219ZM223 187V186H222ZM255 187V186H254ZM57 188H58V186H57ZM82 188V187H81ZM92 188V187H91ZM130 188V187H129ZM149 188V187H148ZM148 188H147V190H148ZM193 188V186L191 187V190H193L194 191V189H192ZM199 188H201V187H199ZM203 188H201V190L199 189V191L197 190L196 192H190L189 193V191L188 192H186V194L188 193V195L185 197L184 196V194H183V196H182V198L184 197V199L182 200L180 197L181 196H179V200H181V201H179L178 199H177V197H175L179 202H177V203H175L174 201H177L176 199L175 200H173V202L171 201L170 203H175L174 205H172V204H170V206H168V205H166V204H164V206H165V209L167 210V208H168V214H166L165 213V211L163 212V210H161L163 213H165V214H163L164 216H166V220H163V218L164 217H161V219L163 220H161L160 219V221H159V225L160 226H158V225H156L158 228H159V230H158V237H157V239L155 238V240H153V241H151L149 244L150 245H148L147 247L145 246V248L142 246V248H144V250L143 251H140L139 253L138 252H135V251H138V250H136L137 248H134L133 249V247H132V251H134V252H131V253H128L129 252V249H131L130 248V246L131 245H128V243L126 244L125 242H127L128 240L127 239H130L129 241H131V244H132V240H134V238L133 237H135L132 233H129V231H127L125 234H128L129 236L131 235V237H128V235L126 236L124 233H123V235H125L124 237H123V235H119L118 233H116V234H118L119 235V237H116V236H118V235H116V236H114V235H112L111 234V232H116V231H118L119 229L117 228V227H119L120 225H119V223L120 222H118V224H114V222L112 221H110V222H107V223H109V226L110 225H112V223L114 224V225H112V226H110V227H115L113 230L114 231H112L111 229L112 228H110L109 226L107 227V225H105L104 226V224H103V221H104V223H105V221L107 220V217H104L105 218V220H104V218L101 220L100 219V217H102V213L100 212V213H98V215H94V217L96 216L97 217V222L98 221H102V223L101 224H103L102 226V228L101 229H99V227L101 226L100 225V223L98 222L97 224L95 223L96 222V220L94 219H92V217L88 214L87 216L88 217H90V219L89 218H87V217H85V218H87V219H89L88 221H87V219H85L84 218V220H83V216L82 217H80L79 216V218H78V216L76 217V215L74 216V214L72 215L71 214V216L69 215V220H67V217H65V219H60L61 220V223H60V225H61V229H60V231H61V233H60V241H59V239H58V241H59V245H60V247H58V248H56L57 247V245H58V242H57V245L54 247V245L53 244H51L50 242H52V241H48L49 243H50V245L47 243V241H44V242H42L43 243V245H44V243L46 242V246L47 247H45L44 246V248H43V246H40V248L42 247L43 248V252H42V254L41 253H39V247L37 248L38 249V253L36 254V251H37V249H36V251H34V247H32V246H34L35 244L32 242L31 244L32 245H30V248H28V246H26V248H25V246H19V247H17V245L20 243H18L17 241H19V239H20V241H21V234H19L20 233V230L22 231V232H24L25 231V229H27V227L30 225L31 227L32 226H34V227H36L37 225H39V224H37L38 223V221L41 219H38V221H37V219H35L37 222H34V223H36L37 225L35 226V225H31V221H32V219L33 218H31V217H29L30 219H27V220H25V222L24 223H21V224H19L17 227H15V224H13L12 222V227H10L11 225L9 224L8 225V227L7 226H5V225H3V228H2V226L0 227V264H38L39 262H42V261H39L38 263H36L37 261V259H35V256H36V258H38L39 259V257L42 255V257L43 258H45L46 257V259H43V260H46L47 262L45 263V264H48V260H50V262H52V258L53 259H57V257L59 258L58 259V261H59V264L61 263V264H68L69 262H70V260H72V262L70 263V264H239V262H238V259L241 257V256H239V254L240 253H243L244 254V252L246 251V249H248V248H250L251 250H247V252L248 251H250L251 252V254H253L254 253V250L253 249H255L256 248V242H253V243H256L255 244V247H252L249 243H248V240H249V235L251 234L250 233V231L248 230V229H250L251 227V222L253 221V219H254V217H256L257 216V218H255V219H258L259 218V216H258V214L260 213V212H258V213H256L257 212V210L256 211H254L255 212V214H256V216L254 215V213H252V210L255 208V207H259V203H260V207H261V203L262 204H264L262 201H264V194H259V192H252V190H250L249 188H248V185L246 184V186L242 189V187H239L240 189H241V191H240V189L239 190H235L234 191V193H237L236 195H233V198H232V196H231V201L229 202H226V203H224V205L223 204H221V203H223V201L225 200V198H224V200L222 201V200H219V199H223V198H218L217 196H215V198L216 199H218L217 201L218 202H216V200H211V199H209V198H207L206 199V196H204V195H207L211 190L209 189V191H208V188H207V190L205 191L204 190V192L206 193L207 191H208V193H206V194H204V192L202 191V189ZM214 187H212V189H213ZM224 188V187H223ZM238 188V187H237ZM255 188H259L258 186L257 187H255ZM38 189H42V186H41V188H39L38 187ZM48 189V188H47ZM144 189H146V188H144ZM186 189V188H185ZM205 189V188H204ZM216 189V188H215ZM219 189V188H218ZM231 189H230V191H231ZM254 189V188H253ZM261 188H259L258 190H260ZM43 190V189H42ZM45 190H46V188H45ZM51 190V189H50ZM56 190V189H55ZM188 190H190L189 188H188ZM262 190L264 191V189L262 188ZM261 190V191H262ZM54 191V190H53ZM57 191V190H56ZM118 191H120V190H118ZM126 191V190H125ZM124 191V192H125ZM130 191V190H129ZM128 190L126 191V192H129ZM132 191V190H131ZM142 191H143V189H142ZM144 191H146V190H144ZM178 191H179V189H178ZM184 191H187V190H184ZM184 191H182L183 193H184ZM201 191V192H200ZM216 191V190H215ZM255 191H256V189H255ZM43 192V191H42ZM50 192V191H49ZM87 192V191H86ZM150 192V191H149ZM148 192V193H149ZM167 192V193H166ZM213 192H214V189H213ZM219 192V191H218ZM45 193H47V191L45 192ZM52 193V192H51ZM51 193H50V195H51ZM88 193V192H87ZM117 193V192H116ZM138 193V192H137ZM140 193V192H139ZM145 193H147V192H145ZM147 193V194H148ZM152 193H153V191L151 190V195H152ZM156 193H154V194H156ZM181 193V192H180ZM202 193V194H201ZM221 193V192H220ZM40 194H42V193H40ZM79 194V193H78ZM126 194V193H125ZM128 194V193H127ZM126 194V195H127ZM130 194V193H129ZM132 194V193H131ZM135 194V193H134ZM141 195L143 194V193H140ZM139 194V195H140ZM163 194V193H162ZM161 194V195H162ZM163 194V195H164ZM190 194V195H189ZM204 194V195H203ZM211 194V193H210ZM218 195H219V193H217ZM231 194V193H230ZM233 194V193H232ZM54 195H56V194H54ZM86 195V194H85ZM117 195H119V194H117ZM133 195V194H132ZM138 195V194H137ZM136 195V196H137ZM144 195V194H143ZM160 195V196H161ZM176 195H177V193H176ZM182 195V194H181ZM134 196V195H133ZM136 196H134V197H136ZM145 196V195H144ZM165 196V195H164ZM211 196V195H210ZM209 195H208V197H210ZM236 196H238V197H236ZM48 197V196H47ZM54 197V196H53ZM154 197V199L157 201V198H160V197H157V198H155ZM172 197H173V195H171V199H172ZM221 197V196H220ZM225 197V196H224ZM56 198V197H55ZM60 198V197H59ZM58 198V199H59ZM119 198H121V197H119ZM142 198H144V197H142ZM145 198H146V196H145ZM151 199H152V197H150ZM174 198V197H173ZM214 198V197H213ZM41 199V198H40ZM53 199V198H52ZM147 199H149V197L147 198ZM162 199H163V197H162ZM56 200H57V198H56ZM62 200V199H61ZM41 201V200H40ZM46 202H48L47 200H45ZM44 201V202H45ZM49 201H52V200H49ZM80 201V200H79ZM153 201V200H152ZM162 200H159V202H161ZM164 201V200H163ZM168 201H170V200H168ZM197 201V204H198V206H196L197 204L195 203ZM199 201V202H198ZM221 203H220V202ZM45 202V203H46ZM53 202H55V201H53ZM53 202H51V204H54ZM69 202V201H68ZM144 202V201H143ZM142 202V203H143ZM29 203V202H28ZM70 203V202H69ZM69 203H68V205H69ZM76 203V202H75ZM86 203H87V201H86ZM89 203V202H88ZM141 203V204H142ZM146 203H148V202H146ZM151 203V202H150ZM153 203H155L154 201H153ZM195 203V204H194ZM216 203V204H215ZM217 203H220L219 205L217 204ZM228 203V205H226ZM39 204V203H38ZM47 204V203H46ZM56 204V203H55ZM65 204V203H64ZM67 204V203H66ZM78 204V203H77ZM93 204V203H92ZM144 204V203H143ZM152 204V203H151ZM155 204H159L158 202L157 203H155ZM193 204H194V206H193ZM213 204H215L216 205V209H217V207L219 206L220 208H221V206H224V207H222L220 210H219V208H218V210L216 211L215 210V205L213 206ZM57 205V204H56ZM55 205V206H56ZM81 205V204H80ZM83 205V204H82ZM146 205H148V204H146ZM150 205V204H149ZM218 205V206H217ZM36 206V205H35ZM50 206V205H49ZM48 206V207H49ZM54 206V205H53ZM54 206V207H55ZM67 206V205H66ZM140 206V205H139ZM156 206V205H155ZM154 206V207H155ZM166 206H167V208H166ZM63 207V206H62ZM61 207V208H62ZM68 207V206H67ZM84 207H85V204H84ZM83 207V208H84ZM141 207V206H140ZM146 207V206H145ZM144 207V208H145ZM157 207H159V205L157 206ZM161 207H163V205L161 206ZM191 207H193V208H191ZM196 207V208H195ZM210 207H211V209H210ZM262 207H264V206H262ZM34 208V207H33ZM38 208H40V206L38 205V207L36 206V208H34V211H32V210H30V211H32V212H34V217H35V214L37 213V214H39L40 215V213H38V212H40L41 210H42V206H41V209H40V211L38 210V212L37 211H35L36 209H38ZM43 208H45L44 206H43ZM51 208V207H50ZM135 208H137L138 209V206L137 207H135ZM144 208H141L142 210L144 209ZM147 208V207H146ZM152 208V207H151ZM151 208H150V211L148 212V210L146 211L145 209V212H148V215H149V213H151V212H154V211H156V210H154L153 209V211L151 210ZM191 208V209H190ZM212 208L214 209V211H212ZM256 208V209H257ZM49 209V208H48ZM65 209V208H64ZM70 209V208H69ZM77 209V208H76ZM75 209V210H76ZM91 209V208H90ZM149 209V208H148ZM159 209H162V208H160L159 207ZM158 209V210H159ZM164 209V210H165ZM190 209V210H189ZM198 209V210H197ZM44 210V209H43ZM43 210H42V212H43ZM77 210H79V209H77ZM81 210V209H80ZM79 210V211H80ZM115 210V209H114ZM132 210V209H131ZM130 210V211H131ZM135 210V209H134ZM133 210V211H134ZM139 210H140V208H139ZM138 210V212H140ZM143 210V211H144ZM189 210V211H188ZM197 210V211H196ZM255 210V209H254ZM259 211L260 210H263L264 211V209H258ZM50 211V210H49ZM52 211V210H51ZM62 211V210H61ZM87 211H89L88 210V208H87ZM86 211V213H89V212H87ZM113 211V210H112ZM129 211V213H131ZM137 211V210H136ZM143 211H141L142 213H143ZM160 211V210H159ZM195 211V212H194ZM41 212V213H42ZM68 212V211H67ZM66 212V213H67ZM70 212V211H69ZM72 212V211H71ZM81 212H82V210H81ZM138 212H137V214H138ZM140 212V213H141ZM144 212V213H145ZM31 213V212H30ZM45 213H47L46 211L43 213V214H45ZM58 213V212H57ZM74 213H75V211H74ZM80 213V212H79ZM134 213H136V212H133V214ZM156 213V212H155ZM31 214H33V213H31ZM30 214V215H31ZM49 214V213H48ZM55 214V212L53 213V215ZM77 214V213H76ZM105 214V213H104ZM113 214V213H112ZM132 214V215H133ZM152 215H154L153 213H151ZM151 214L149 215V217L151 218L152 216H151ZM159 214V212L157 213V215ZM261 217H263V212L261 211ZM38 215V216H39ZM51 215V214H50ZM49 215V216H50ZM58 215V214H57ZM56 215V216H57ZM60 215H61V213H60ZM59 215V216H60ZM63 215V214H62ZM65 215V214H64ZM79 215V214H78ZM82 215H84V214H82ZM86 215V214H85ZM101 215V216H100ZM111 215V214H110ZM141 215H143V214H141ZM145 215V214H144ZM148 215L146 214L145 216H141L140 217V214L138 215V216H136V218L137 217H139L140 218V220L143 218V217H145L146 218V216L148 217ZM44 216V215H43ZM47 216V215H46ZM98 216H99V218H98ZM32 217H33V215H32ZM62 217V216H61ZM61 217H59V218H61ZM72 217H75V220L72 218ZM149 217H148V219H149ZM159 217V216H158ZM44 218V217H43ZM43 218L41 219V221L43 220ZM52 218V217H51ZM58 218V217H57ZM70 218H72V219H70ZM76 218L77 219H79V220H76ZM81 218H82V220H81ZM109 218V217H108ZM135 218V217H134ZM136 218H135V220H136ZM138 218V219H139ZM168 218V219H167ZM45 219V218H44ZM50 219V218H49ZM53 219H54V221H55V217L53 216ZM93 221H92V220ZM110 219V218H109ZM108 219V220H109ZM118 219H120V218H118ZM158 220H159V218H157ZM264 219V218H263ZM263 219L261 220V221H263ZM51 220V219H50ZM49 220V221H50ZM140 220H137L138 222H140ZM146 220H147V218H146ZM146 220L144 221V219H142L141 221H142V224H141V222H140V224H136V223H138L137 221L134 223V225H133V229H136V227H138V225H142V228L145 230H143L144 232H147L146 231V229L143 227V221L144 222H146ZM154 220V219H153ZM15 221V220H14ZM27 221V222H26ZM29 221H30V224H29ZM48 221V220H47ZM52 221V220H51ZM75 221H77V222H75ZM78 221L80 222V223H78ZM81 221H83V222H81ZM84 221H86L87 223H89V224H87V223H84ZM118 221V220H117ZM117 221L115 222V223H117ZM127 221V220H126ZM126 221H123L124 223V225H125V223H126ZM167 221V222H166ZM258 221H260V218H259V220ZM33 222H32V224H33ZM164 222H165V226H163V224H164ZM255 222V221H254ZM91 223V224H90ZM121 223H122V221H121ZM162 225H161V224ZM221 223H225V225L224 224H221ZM253 223V222H252ZM256 223V222H255ZM254 223V224H255ZM260 223V222H259ZM5 224V223H4ZM44 224V223H43ZM47 224V223H46ZM49 224V223H48ZM86 224V225H85ZM94 226H93V225ZM106 224V223H105ZM123 224H122V227H123ZM250 224V226H249V228L247 227L248 225ZM2 225V224H1ZM7 225V224H6ZM90 225H91V227H90ZM96 225V226H95ZM99 225V226H98ZM117 227H116V226ZM119 225V226H118ZM127 225V224H126ZM126 225H125V227H123V228H126ZM128 225H129V221H128ZM127 225V227H129ZM131 225V224H130ZM145 225H146V223H145ZM144 225V226H145ZM223 225V227H221V228H219L220 226H222ZM253 225V224H252ZM260 225V224H259ZM29 226V227H30ZM47 226H50V225H47ZM87 226V227H86ZM90 228H89V227ZM97 226H98V229H97ZM136 226V227H135ZM161 226H163V227H161ZM227 226L228 227H230V230H228L229 228H227ZM256 226V225H255ZM5 227H7V228H5ZM44 227V226H43ZM43 227H41V228H43ZM93 227H95V228H93ZM122 227H120L121 229H123ZM161 227V228H160ZM225 227V229L226 230H228V231H224L223 230V228ZM258 226H256V228H257ZM261 227V226H260ZM2 228V229H1ZM33 228V227H32ZM32 228H30V230L33 232V230H32ZM40 228V227H39ZM38 228V229H39ZM40 228V229H41ZM86 228H88V229H86ZM156 228V227H155ZM248 228V229H247ZM255 229V227H254V225H253V227H252V229ZM44 229H46V228H44ZM91 229V230H90ZM97 229V230H96ZM107 229H109L110 231H108L107 232ZM115 229H116V231H115ZM118 229V230H117ZM120 229V230H121ZM130 229H131V227H130ZM131 230V231H133L134 232V230ZM219 229H221L222 231H224V234L226 235V236H224L223 238H225L224 240H223V238H221V235H222V233H220L219 232ZM35 230L36 231H38L36 228H35ZM42 230V229H41ZM41 230H39V231H41ZM220 230V231H221ZM256 230V229H255ZM28 231V230H27ZM30 231V232H31ZM48 231V233H49V230H47ZM258 231V230H257ZM256 231V232H257ZM264 231V230H263ZM44 232H45V230H44ZM107 232L108 234V236H109V238L110 237H112V239H113V241L111 242V240H109V241H107L106 239L108 238H104L105 240H106V243L105 242H103L102 240H104V239H102V236L103 237H106L107 235L105 234V233ZM226 232V233H225ZM252 232H253V230H252ZM34 233V232H33ZM43 232H41L40 234H42ZM46 233L47 232H45V234L44 235H46ZM135 233V232H134ZM17 234L20 236H18L17 237ZM36 234H38V233H36ZM103 234V235H102ZM264 234V233H263ZM15 235H16V238L18 239V240H15L16 241V245H14L13 244V242H15V241H13L12 243H11V239H14L15 238ZM34 235V234H33ZM44 235H41V236H44ZM102 235V236H101ZM105 235V236H104ZM252 235H254V234H252ZM40 236V235H39ZM40 236V237H41ZM48 236V235H47ZM50 236V235H49ZM223 236V235H222ZM255 236V235H254ZM253 236V238L254 239H256L255 237ZM32 237V236H31ZM34 237V236H33ZM32 237V238H33ZM250 237H252L251 235H250ZM260 237V236H259ZM263 236H261V238H262ZM15 238V239H16ZM42 238H44L45 239V237H42ZM114 238H117V240L116 239H114ZM137 238V237H136ZM51 239V238H50ZM49 239V240H50ZM53 239H55V238H53ZM102 239V240H101ZM111 239V238H110ZM132 239V240H131ZM138 239V238H137ZM33 240H35V239H33ZM42 240V239H41ZM45 240H48V239H45ZM104 240V241H105ZM127 240V241H126ZM264 240V239H263ZM263 240H262V242H263ZM43 241V240H42ZM55 241V240H54ZM56 241H57V239H56ZM104 243V244H102V242ZM117 241V242H116ZM251 241V240H250ZM256 241H258V240H256ZM259 241H260V239H259ZM22 242V241H21ZM34 242H36V241H34ZM113 242H115V243H113ZM122 242H124V243H122ZM11 243V244H13V246L15 247V249H14V247L13 248H9V247H11L12 245L10 244V246H9V244ZM54 243V242H53ZM108 243V244H107ZM174 243H175V245H174ZM252 243V244H253ZM9 246H7V245ZM22 244V243H21ZM25 244V243H24ZM34 244V245H33ZM36 244H37V242H36ZM39 244V243H38ZM37 244V245H38ZM55 244V243H54ZM130 244V243H129ZM137 244V243H136ZM139 244V243H138ZM172 244H173V246H172ZM251 246H249V245ZM26 245V244H25ZM36 245V246H37ZM41 245V244H40ZM58 245V246H59ZM134 245V244H133ZM264 244H261V246H263ZM8 248H7V247ZM249 246V247H248ZM260 246V245H259ZM16 247H17V249H16ZM41 248V249H42ZM264 248V247H263ZM24 249L26 250L27 249V251H28V253H27V251H24ZM157 249H159V250H161V251H163V252H161V253H158V252H156L157 251ZM258 249V248H257ZM261 249L262 248H260V250H258V252H261ZM123 250V252H120V251H122ZM139 250H141V249H139ZM131 251V250H130ZM182 251V253L181 254H179L180 252ZM257 251V250H256ZM264 251V250H263ZM25 252L27 253V256L25 257ZM258 252L256 253L255 252V254H256V256H253V255H251V256H253V259L252 260H254V258H257L256 260H258L259 261V258L257 257V255H258ZM134 253V254H133ZM142 253V254H141ZM262 254L264 253V252H261ZM28 254H30V255H28ZM38 254H40V255H38ZM245 254H246V252H245ZM248 254V253H247ZM246 254V255H247ZM261 254V256L262 257H264V255H262ZM38 255V256H37ZM245 255V256H246ZM29 256V257H28ZM45 256V257H44ZM239 256V257H238ZM244 256V258L246 259V260H248V258L247 257H245ZM248 256V255H247ZM259 256V255H258ZM24 257V258H23ZM42 257H40V260H42ZM243 258V257H242ZM242 258L240 259V261L242 260ZM244 259V261H246ZM251 258L249 257V260H250ZM61 260V261H60ZM251 260V261H252ZM255 260V261H256ZM261 260L263 261L264 260V258L262 259L261 258ZM261 260H260V262H258V263H260V264H264V261L261 263ZM54 261H57V260H54ZM58 261L56 262V263H58ZM243 261V262H244ZM49 262V263H50ZM242 262V263H243ZM55 263V262H54ZM241 263V264H242ZM248 263H250V264H253V262L251 263V262H249L248 261ZM256 263H257V261H256ZM255 263V264H256ZM257 263V264H258ZM42 264V263H41ZM245 264H246V262H245Z\"/></svg>",
    "mask_w": 264,
    "mask_h": 264
}]
</instances>
